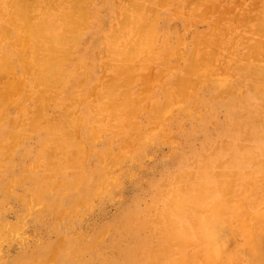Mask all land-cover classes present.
I'll return each instance as SVG.
<instances>
[{
    "label": "rangeland",
    "instance_id": "1",
    "mask_svg": "<svg viewBox=\"0 0 264 264\" xmlns=\"http://www.w3.org/2000/svg\"><path fill=\"white\" fill-rule=\"evenodd\" d=\"M101 1L106 2V6L102 11L103 15L105 16V23L103 24V28H104L103 30L106 31L109 28V23H111V21H113L115 18H117V15H119L121 10H123L124 6L128 7V4H127V1H125V0H101ZM148 1H149V3L146 2L145 3L146 5H144V7L146 10H147V8L150 9V10H148L149 16L153 15V14H157V15L159 14V16L161 17V21H162L161 24H165L167 21H170L169 23H172L171 24L172 26L170 25L171 28H176V29L177 28L178 29L187 28L189 30V33L184 38L185 45L183 48L184 50L180 51V52H182L181 54L179 53V51L177 49L174 48V47H177L179 42L176 39H172V40H174V42L172 43L173 45H171V42H168L167 43L168 46L165 47L168 50L162 49L158 52L157 55H154L155 58L153 57L152 58L153 60L142 63V65H141V63H139V67L134 68L135 72L133 70L129 69V67H128V69L126 67L129 64H132V62L134 60H132L131 62H128V61L124 62V60H123V62L121 61L123 64L126 63V65L124 66L126 69L125 71L127 72L126 73L124 70L120 69V68H123L122 67L123 65H121L122 63L118 64L120 62L117 63L116 60H114V58H116V57L110 51L109 42H108L107 38L104 37V39L102 40L101 48L96 47L94 44V48H98L99 50L95 51V52L92 51V54L90 53V56L87 59L86 68L83 70L76 71L73 74L70 81L68 82V85L65 86L64 88L56 91V93H54L55 96L53 95V97H55V98L52 97V99H54L55 103L51 99L44 100L45 103H44V101H42L44 97L40 92L41 91V88H39L40 85L37 84V82H38L37 78L32 77L33 79L30 78V79L26 80V78H28L29 75H27L24 70L22 71V68H20L19 72H16V73L13 72L12 74H11V72H7V73L5 72L6 74L0 73V77L3 74L2 78H0V88H1L0 93L4 92V91L5 92L8 91V90H6V89H8L7 83L11 84V82H13V83L15 82V84H17V83L21 84L23 80H26L28 82L26 84V86H28V88L25 86L24 88L19 89L17 92L12 94V96H15V98L13 97V100L11 99L12 100L11 102L14 101L11 105V106H14V107H12L13 108L12 113L7 117H3V115L0 114V119H1V121H0V127H1L0 128V139H1L0 140V149L3 147L0 151L2 154L9 153V152L13 151V149H11L10 147L13 146L12 141H14V139H18V136L15 135V133L13 132L14 128H11V127H14V126L21 127L22 132L19 135L20 136L19 138L21 139L20 140L21 143H18V144L16 143L15 147L18 148V150L16 148L17 154H19L21 151L20 156L22 158L20 157V160L17 161L18 163L15 164V163H13L14 160H11L12 157H9L10 161H9V159H7L5 164H6V168L9 169L8 171H10L12 175L18 174V176H23V175L26 177L29 176L28 178L35 181V182H29L30 185L27 182L26 185L24 184L23 186H21L23 189L19 188V190H18V188H17L16 190L19 193L23 194L22 195L23 200H26L29 202H34L36 205L35 207H37L36 209L34 208V210H33L32 214H34V215L31 214L32 218H31V221L29 222L28 228H26L23 231V236H25V237L21 238L22 240L19 241L20 243L14 242L9 247L6 246L7 248L5 249V251L2 252V255L0 258L1 259L0 264H4V263L5 264H13V263L14 264H47V263L48 264H66V263L67 264H93V263L94 264H108L109 262H110L109 264H117V263L118 264H120V263L121 264H170V261L172 262L171 264H179V263L196 264V260H198L197 262H199V264H201V263L202 264H213V263L215 264L216 260H218L220 263L222 262L221 264H223V263H227V264H231V263L232 264H264L263 263L264 262V237H263L264 234L263 233H262L263 235H261V233L258 234V232H261V228H259L260 226L258 225V224H261V221L258 217L261 218L262 214H264V212L262 213V211H264L263 210L264 209V207H263L264 206V204H263L264 203V200H263L264 199V197H263L264 196V191H263L264 190V100H263L264 99V90H263L264 89V87H263L264 83L260 84V82H259L260 80L258 79L257 76H255L253 74V71L250 68V67L257 65V64L260 66L262 62H263L262 64H264V59H263L264 54L263 55L258 54L260 52L264 53V45H262L263 43L261 44L260 48H256L257 51L255 50L256 52H258L257 53L258 55L257 54H256L257 56L254 55V58H256V59L258 58L261 61H259L258 59H257L258 61H256V62L254 60L252 61V55H251L254 52L253 51L254 46L256 45L255 47H257L258 39L260 40L259 41L260 43L264 42L263 32H261V29H260L261 24H262L261 20L264 18V12H262L261 9H255L257 7H255L253 4H257V2L255 1V3H254L253 2L254 0H220V1L217 0L218 2H216V0H208V1L204 0L205 2H202V4L204 3V5H202L201 3L200 4L198 3L199 5H202V6H199L198 8H196V9H198V11L194 10V7H197L196 5H198L197 3L195 5V2H197V0H195V1L189 0L190 9L188 6H185V5H187L188 0H169V2H168V0H165L164 2L166 4H164L163 0H162V2H161V0H151V1L148 0ZM170 1H172L171 2L172 4L170 3ZM211 1H213V2H211ZM45 2H46L45 0H38V2H37L38 7L40 6V8H42L44 6ZM190 2H194V4H193L194 6L191 5ZM208 2H211V3L208 4ZM158 3H159V5H158ZM210 4L215 6L216 9H214L213 6L212 7H213V10L214 11L216 10V11L214 13L210 12L211 14L210 13L208 14L209 9H211L210 11H212V8H210V6H211ZM174 5H175V7H174ZM252 5L255 8H253ZM163 6H165V8ZM259 6L261 7V5H259ZM225 7L229 10L227 11V9ZM155 8L156 9L158 8V9L155 10ZM175 8H178V9H175ZM261 8L263 9V7H261ZM124 9H126V8H124ZM225 9H226V11L224 13ZM62 10L67 11L68 10L67 5H64ZM153 10H155V11H153ZM185 10H187V12H184ZM259 10L261 12H259ZM202 11H203V14H205V16H204L205 18H202L203 16H201V18L203 20H201V18H199L200 16L198 15V14H202L201 13ZM218 11H219V13H218ZM220 11H223L222 13L224 16L221 15L222 13L220 14ZM206 12L210 16H206ZM171 13H173V14H171ZM185 13H186V15H185ZM195 13H197V16ZM192 14L193 15L195 14V17L194 16L192 17L191 16ZM259 14L261 17L260 18H259V16L256 17ZM218 15L221 16L222 18H225V20L220 18ZM190 16H191V18H190ZM246 16H248V17L251 16V17H249V20H250V18H252V16H253V18L255 16L254 20H256L257 18L259 20L257 19V21H253V19H251L250 20L251 22H249V21H247L248 18ZM242 17H243V19L246 17L247 20H243ZM181 19H182V21H181ZM194 20H196V21H194ZM214 20H217L218 23L215 22ZM197 21H198V23H197ZM199 21H200V23H199ZM246 21H247V23L249 22L248 23L249 25L246 23ZM252 21H253V23H252ZM242 22H243V24L246 23L247 25L246 24L242 25L241 24ZM192 24H195V25H193V27H192ZM258 24H259V26H258ZM239 26H241V27H239ZM242 27H243V29H242ZM256 27L257 28L259 27V28L255 29ZM229 30H230V32H229ZM226 32L229 34H227ZM231 32H232V34H230ZM252 32H254V33H252ZM255 32H258V33L255 34ZM259 33L262 35L261 37H260ZM204 34L206 35V38L208 36L207 42H206V39H204L205 38ZM207 34H209V35H207ZM252 34L253 35L255 34V35L253 36ZM197 35H198V37H197ZM209 36H211V37H209ZM242 36L245 40L244 39L242 40ZM249 36L250 37L253 36V38L252 37L250 38ZM256 36H258V37L254 38ZM195 37H197V38H195ZM221 37L222 38L225 37V38L222 39ZM194 39H196L195 41L197 43L195 41H193ZM221 39L224 40V43L222 41V43L219 44ZM250 39H251V41L249 42ZM256 39H257V41H256ZM201 40L208 43L207 44L208 46L204 45L205 43ZM215 40H217L218 43ZM238 40H239V43L242 41L244 44L242 45L240 43L241 46L239 44L236 45L235 43H238L237 42ZM16 41H17V38H13V39L9 38V41H8L9 45L7 44L6 46L8 48L14 47L17 44ZM233 41H234V43H233ZM254 41L256 44L254 43ZM200 42L203 43V45L205 47H203V45ZM212 42L214 44L216 43V44L220 45L221 47L218 45L216 46V44L214 46ZM230 43H233V44H230ZM246 43H249L250 45L252 44L251 46L254 45L253 48L251 47V50H250V48H249L250 46L248 47L249 44H246ZM10 45H12V46L10 47ZM232 45L234 47H232ZM244 45H246V47H248V48L244 49ZM236 46H238L239 49H238V47L236 48ZM105 48H107V49H105ZM194 48H197L196 49L197 53H194V52H196V50L195 51L193 50ZM203 48H205L206 51H204ZM211 48H214L215 51H214V49L212 50ZM223 48L224 49L226 48V50H222ZM229 48H231L232 50ZM199 49H202V51L201 50L199 51ZM216 49H218V51H220V52L216 51ZM228 49H229V51L227 53ZM248 49H249V51H248ZM191 50L193 51V53L195 55L192 53ZM166 51H168V52H166ZM104 52H105V54H104ZM176 52L179 53V56L181 55L180 56L181 60L178 58L179 57L178 54L176 55ZM200 52L202 54H204L205 56L203 55L204 56L203 57ZM256 52H254V53H256ZM207 53L213 54L214 57L218 59V61H216L217 60L216 59L215 62L213 60V62H214L213 63V62H211L212 60L210 58L213 56L208 55V58L210 59L208 61L211 62L210 63L211 66H212V63L214 64V66H213L214 68L208 66L209 63L207 62V60H206L207 65L204 67L205 59H207V55H206ZM223 53H224V55H228L230 53V55H228L227 58H224ZM232 53H234V54L232 55ZM245 53H248L250 56L247 54L245 55ZM237 54H239V55H237ZM216 55H218V57ZM219 55H221V57H219ZM110 56H112V57H110ZM166 56H168L167 58H170V59H167ZM170 56H172V57H170ZM200 56H202V57H200ZM243 56H244V58H243ZM195 57L196 58L198 57L199 60H201V62H202V59L204 60L202 62L203 65H201V66H203V70L205 68L206 72L212 71V73L211 72L206 73L204 71L206 73V75L208 74V76L211 77V75L215 72L214 70H216L217 73L215 72L214 74L218 75V76L221 75L222 78H220V76L214 77L215 75H212L215 79H213V78L208 79V77L206 78V75L204 73V75H202V76H205L204 79L203 78L200 79L201 81L199 79H197L198 74H200V69L202 67L201 66L196 67V66H199L201 63H199L200 61L198 60V58L196 59ZM241 57L245 61H246V58L251 57L250 61H252V62H250L247 59L248 60L247 64H249V63H251V64H249L248 66H245L247 68L246 70H250V71L245 70L244 64H246V62L242 61L243 59ZM193 58H195L197 60L196 61L194 59V61H196L197 65L196 64L193 65V63H194V62H192ZM188 59H190L189 62H188ZM212 59H214V58H212ZM220 59H222V60L225 59V60L222 61ZM226 59H227V62H226ZM107 60H109V61H107ZM164 60H165V62L169 63V65H170L169 68L165 67V66H167V64H164ZM94 61H96V62H94ZM152 61H153V63H152ZM134 62L136 65L137 60H135ZM149 62H151L150 63L151 65L149 64ZM171 62L174 64H170ZM91 63H92V65H91ZM162 63H163V65H162ZM103 64H105V65H103ZM147 64H148V68H146ZM188 64H190L191 66ZM113 65H115V66H113ZM217 65H218V67H217ZM238 65H240V66H238ZM117 66L119 67L120 70L115 69V68H118ZM141 66L143 69L141 68ZM143 66H145V67H143ZM221 66H222V70H224V71L219 70L221 68ZM227 66H228V69H227ZM189 67L192 68L193 70L190 69ZM98 68L100 69L99 71H98ZM166 69H167L168 73H166L167 72ZM186 69H190V70L194 71V74L192 73V71L190 73V70H189V74L187 75L188 72H186L187 71ZM207 69H208V71H207ZM115 70H116V72H115ZM128 70H131V71L129 72ZM161 71L166 73V74L164 73V77H163L164 80L161 78L162 76L159 74ZM221 71L225 74L224 77H228V76H230V77L224 78L223 74H221L222 73ZM236 71H238V72H236ZM133 72H134V74H133ZM184 72H186V75ZM248 72H250V73H248ZM8 73H9V75H8ZM157 73H158V75H160V78L162 80L159 78V76H157V79H156ZM144 74H145V76H144ZM190 74H191V76H189ZM201 74H203V71H201ZM128 75L131 76V78H127V77H129ZM139 75H141V76L139 77ZM118 76H119V78H118ZM134 76H135V78H134L135 80L130 81L131 84L126 83V86H124L126 80H127V82H129V80H131L132 77H134ZM148 76H150V77H148ZM13 77H14L15 81H14ZM85 77L87 79H85ZM93 77H95V78H93ZM100 77H102V78H100ZM151 77L153 78V81L151 79V81H152L151 84L154 87H152V85L149 84L151 86L149 89L148 86L146 85L147 86L146 87L145 84H143V83H147L148 80L150 81V79H147V78H151ZM240 77H241V79H239ZM244 77H246V78L243 79ZM11 78H12V81H11ZM96 78H100V79H96ZM136 78H137L138 82L136 81ZM178 78L180 79V81ZM216 78H217L219 83L217 82ZM154 79H156V80L160 79V80L156 81ZM196 79L198 81H196ZM184 80L189 81L188 87H190V88H188V89H189V93L191 95H188L189 93L186 92V90L188 91V89L183 88L184 86L186 87V85L182 84V81H184ZM80 81H81V83H80ZM199 81H200V83L196 84V82H199ZM234 81H235V83H234ZM135 82H137V83H135ZM153 83H155L156 85ZM174 83H175V85H174ZM180 83L182 85H184L183 87H181L183 89H179ZM184 83H186V82H184ZM227 83H228V85H226ZM164 84H165V86H164ZM190 84L195 85L196 87L190 86ZM205 84H206V86H209L210 84L211 85L209 87H205ZM219 84H220V86H219ZM248 84L252 88H249L250 86H248ZM113 85H114V88L112 89L111 86H113ZM118 85H120V86L118 87ZM121 85H122V87L123 86L124 87L128 86V87L124 90V88H122ZM259 85H261L262 87H260ZM200 86H202V87L200 88ZM254 86H256V88H254ZM257 86H259V87H257ZM34 87H36V88H34ZM88 87H89V89H88ZM107 87H108V89H107ZM228 87H230V88L232 87L231 90ZM93 88H95V89H93ZM139 88H140V90H139ZM218 88H219V91H218ZM236 88L237 89L239 88L240 90L239 89L237 90ZM245 88H247V89H245ZM261 88H262V90H261ZM146 89H147L148 93L146 92L145 94L139 96V94H141L142 92L144 93V90H146ZM178 89L180 92L178 91ZM214 89H216V90H214ZM225 89L226 90L228 89L227 91L228 92L230 91V92L227 93V91ZM250 89L252 91H250ZM88 90H90L91 94L89 93ZM149 90H151V91L149 92ZM190 90H192L193 92L191 91L192 92L191 93ZM202 90L206 91V93L203 92ZM73 91H75V93ZM105 91H106V93L109 92L111 94V96H110L111 100H109L110 98L109 99L106 98L107 94H105ZM164 91L167 94L164 93ZM222 91H225V92L223 93ZM39 92H40V94H39ZM254 92H255V94H254ZM137 93H139V94H137ZM149 93H151V96ZM177 93H178V95L182 94V95H180L181 97L180 96L177 97L178 96ZM30 94H33V95L31 96ZM225 94H228V95H225ZM64 95L66 97H69L70 99L66 98ZM127 95L130 97L129 98L130 102L132 101L130 104L133 105L130 108H129V103H127L128 102L127 101V99H128ZM185 95H188V97L187 96L184 97ZM195 95H196V97H195ZM224 95H225V97H224ZM12 96H11V98H12ZM40 96L42 98H40ZM136 96L138 98H136ZM155 96L158 98H156ZM165 96H166V98H165ZM260 96H262V97H260ZM78 97H79V99H77ZM142 97L143 98L145 97V98L143 99ZM163 97H164V99H163ZM29 98H30V100H29ZM37 98L40 100L39 102H38ZM131 98H133V99H131ZM229 98H230V100H228ZM236 98L238 101L236 100ZM241 98H243V99L245 98V99L243 100ZM112 99L114 101H112ZM76 100L78 101V103L79 102L80 103L78 104L76 102ZM161 100L163 103L161 102ZM221 100L222 101L224 100V101L222 102ZM41 101L43 102V104L41 103ZM110 101H112L114 103H112ZM151 101L153 104L151 103ZM173 101H175V102H173ZM190 101H193V102H190ZM218 101H220L222 103H219ZM71 102L75 103V104H72ZM102 102H104V103L107 102L108 106L103 105ZM108 102L110 104H108ZM138 102H139V104H137ZM224 102L227 104H224ZM69 103H71V104H69ZM101 103H102V106H101ZM119 103H120V105H119ZM160 103H162V105ZM178 103H180L182 105H180ZM45 104H47V105L49 104V106L47 107V105H45ZM50 104H51V106H50ZM125 104H127V105H125ZM136 104L138 106L137 107L138 109L135 108ZM163 104H165V105H163ZM167 104H169L168 110L165 109L166 107H168V106H166ZM36 105L37 106L39 105L38 107H40V109H42L41 110L42 113L38 112L36 110V107H37ZM43 105H44V107H43ZM63 105L64 106L68 105V107L66 106V109H65V107ZM71 105H73L72 109L70 108ZM111 105H112V108H110ZM170 105H171V109L173 111L175 108L178 110H175L172 113V110L169 111ZM193 105H194V107H193ZM232 105H233V107H232ZM28 106H29V109H28ZM105 106H107L109 109L104 108ZM126 106H127V108H126ZM159 106H161V107H159ZM164 106H165V108H164ZM182 106H184L183 107L184 109H183V111H180ZM202 106H204V107H202ZM226 106H228V107H226ZM153 107L156 109H154ZM32 108L35 110H33ZM67 108H70V110L66 112ZM123 108L126 109V111L129 108V110L131 109V111L126 112L125 110H123ZM40 109H38V110H40ZM78 109H79V111H78ZM153 109L156 112L160 111L162 118L156 117V116H158V114L156 112H154ZM199 109H200V111H199ZM202 109H204V110H202ZM72 110H73V112H72ZM161 110H164V112H166V114H164ZM29 111L33 112V113L35 112L36 115H35V113L31 114ZM137 111L139 113H137ZM167 111H169L171 114L167 113ZM179 111L181 112V115H180ZM123 112L128 113V114H125ZM39 113H41L42 115H40ZM61 113H63V115ZM79 113H80V115H79ZM98 113H99V115H98ZM102 113H103L104 117H103ZM147 113L148 114L151 113V114L148 115ZM66 114L67 115L69 114V115L67 116ZM123 114H125V116ZM130 114L132 116H129V118H126V116H128ZM186 114H188V115H186ZM64 115H66V116H64ZM117 115H119L118 118L116 117ZM35 116H37V117H35ZM46 116H48V117H46ZM88 116H89V118H88ZM166 116H167V118H166ZM20 117H21V119H20ZM32 117H35V118H33L34 120H32ZM38 117L43 118V120L39 118V120L41 121L40 123H42V125L44 122H45L44 123L45 125H48V123H50V122H51V124L53 123V130L51 133H49V131L47 133L36 132V131L32 132L31 129L35 130L34 126L37 129V127H39L41 125L40 123H38L39 122L38 119H36ZM50 117L53 121L50 120V122H48ZM68 117H70V118H68ZM111 117L114 121L111 120ZM119 117H120V119H122L121 121H118ZM121 117H123V118H121ZM7 118H9V119H7ZM66 118L69 120V121L67 120L68 122L66 121ZM153 119H155V120H153ZM54 120H58L61 122L58 123L57 121H54ZM81 120H83V121L85 120V121L83 122ZM96 120H98V121H96ZM99 120H100V122L101 121L102 122L100 123ZM156 120H158V122H156ZM14 121H15V124H14ZM20 121H23V122L19 123ZM123 121H125L126 124ZM162 121H165V122H162ZM11 122H13V123H11ZM35 122H36V124H35ZM63 122L65 125L62 126L61 123H63ZM73 122H76L77 124L75 125V123L73 124ZM108 122H109V124H107ZM143 122H144V124H143ZM30 123H33V124H30ZM69 123L73 124V127H72V125H69ZM131 123H133V124L138 123V124H136V125L134 124L135 125L134 126ZM153 123H154V126H153ZM158 123H160L159 126H158ZM38 124H40V125H38ZM149 124L151 126H149ZM54 125H56V127H54ZM118 125H120V126H118ZM29 126H33V127L30 128ZM76 127H78V128H76ZM23 128H25V129H23ZM154 128H156V129H154ZM28 129H30L31 132L28 131ZM60 129H62V130H60ZM91 129H93V131H95V129H96L97 131L93 132ZM89 130H91V131H89ZM144 130L145 131L149 130V133L151 136L149 135V133L145 132ZM150 130L151 131L154 130V131L150 132ZM53 131H55V132L53 133ZM10 132L13 135H11ZM74 132H77V133L74 134ZM154 132H157L158 134L154 133ZM183 132H184V135H183ZM44 133H45V136H44ZM55 133H57L58 135H55ZM116 133H118V135ZM21 134H22V136H21ZM35 134H36V136H35ZM64 134H66L68 136H66ZM96 134H97V136H96ZM144 134H145V136H144ZM180 134H181V136H180ZM9 135H10V137H9ZM136 135L139 136L140 138L135 137ZM89 136L92 138H90ZM98 136H99V139H98ZM158 137H160V138L157 139ZM4 138H5V140H4ZM75 138L77 140H75ZM93 138H94V140H93ZM97 139L99 140V142H96ZM55 140H56V142H55ZM140 140H141V142H140ZM42 141H44V142H42ZM66 141H67L68 145H67ZM69 141H71V142H69ZM76 141H78V142H76ZM7 143H8V145H7ZM78 143H80V144H78ZM151 143H152V145H151ZM19 144H21V145L19 146ZM31 144L33 145V147ZM59 144H60V146H59ZM81 144L83 146H81ZM118 144H119V146H118ZM129 144L132 146H137V147H131ZM4 145L6 147H4ZM62 145H63V148L61 147ZM65 145L67 146V148ZM122 145H123V147H121ZM21 146L23 148H21ZM84 146H86L87 150H86V148L85 149L83 148ZM112 146L114 148H112ZM115 146H116V148H115ZM140 146H141V148H140ZM142 146H144V148ZM54 147H56V148H54ZM59 147H61L62 149ZM24 148H25V151H23ZM27 148L29 149L30 153L28 151H26ZM79 148L80 149L82 148L83 152L82 151L81 152H82V155H84V156L81 155ZM69 149H70V151H69ZM52 150L55 151L56 153L53 152ZM85 150L90 151L91 154L89 152H86ZM136 150H137V153H135ZM57 151H58V153H57ZM130 151H132V152H130ZM35 152L37 155L34 154ZM51 152H52V154H51ZM64 152L67 154V155L65 154L66 156L64 155ZM108 152L109 153L112 152L111 155H112L113 159L109 157L110 154ZM119 152L121 154H119V156H118ZM122 152H123V154H122ZM32 154H34V155H32ZM39 154H40V156H39ZM46 154H48V155H46ZM56 154L58 157L56 156ZM50 155H52L53 158ZM68 155H71V156L73 155V157L75 156L76 159H74L73 157L68 156ZM92 155H94V156H92ZM100 156L101 157L103 156L102 159L104 161L103 160L100 161L101 160ZM68 157H69V159H68ZM80 157H82V158H80ZM64 159H66L65 161L67 162V164H65V165H67V168L69 167L68 170H67V168H65V165L63 164V163H66L64 161ZM73 159L77 165L74 163ZM49 160L51 162L49 164L51 169L48 166ZM30 161H32V163ZM68 161H70V162H68ZM80 161H82V163H83V161H85V163L82 164ZM93 161H95V162H93ZM118 161H120L119 165L117 164ZM59 162H61V163H59ZM40 163L42 166L40 165ZM52 163L53 164L56 163V165L53 166ZM78 163H80V164H78ZM164 163H165V166H164ZM45 164L48 166V167L46 166L47 168L44 166ZM108 164H110V165H108ZM8 165L10 168L8 167ZM10 165L11 166L13 165V167H11ZM72 165H73V167H72ZM82 165H84V167ZM63 166H64V168H63ZM11 168L13 170H10ZM27 168H28V171L26 170ZM46 169H50V170L47 171ZM89 169H91V170H89ZM252 169H254V170H252ZM77 171L81 172V173L79 174ZM76 172L79 174V176L75 175ZM110 173H111V175H113V177H117V179H118L117 182L114 184L108 178L109 177L108 175H110ZM199 173L202 175V177H201V175L198 177ZM245 173H249V174H245ZM45 174H46V176H45ZM82 174L84 177L83 176L81 177ZM215 174H216V177H215ZM60 175H62V176H60ZM102 175H104V176H102ZM219 176H220V178H219ZM232 176H234V177H232ZM246 176H248V177H246ZM31 177H33V178H31ZM252 177H253V179H252ZM81 178H83L82 179L83 181L81 180ZM103 178L106 180H103ZM246 178H247V180H246ZM41 179L42 180L44 179V182L38 183V181H40ZM65 179H66V181H65ZM67 179H68V181H67ZM78 179H79V181H78ZM101 179H102V182H101ZM221 179H222V181H221ZM249 179H251V181ZM47 180H48V182H47ZM76 181L78 183L76 185H74V183H76ZM201 181L204 183L203 185L201 184L202 183ZM218 181H219V183L221 182L220 185L221 186L223 185L222 187L221 186L219 187ZM245 181H247V183ZM252 181H253V183H252ZM57 182H60V184H61V186H58V188L56 187L57 185H59ZM105 182H107V183H105ZM118 182H119V184H118ZM139 182H140V184H139ZM206 182H209V183H206ZM225 182H226V184H224ZM250 183H251V185H250ZM39 184L42 185L40 191H39V188H40ZM107 184H108V186H106ZM111 184L114 186H112ZM179 184H180V186H179ZM246 184H248V185H246ZM98 185H101V186H98ZM200 185L203 187H208V189L210 188L209 190L218 189V188H220V189L222 188V190H223V189H226L229 187L228 190L227 189L225 190L227 196H224V197L221 196L220 199H217L218 201L216 200L219 204L221 203L220 204L221 206H222V203L224 205V207L222 206L223 212L221 211L222 215L220 216V220H219V217H217V219H215L216 215L217 216L220 215L218 213L219 210L217 211L216 207H214V210L210 209L208 206L206 207V204L203 203V198H202V202L199 200V198L201 199V197H198V196H200V194H197V193L195 194V192L198 191L199 188H200V191L202 190L200 193H202L203 190L208 191L207 188L201 189ZM33 186H35V187L37 186L39 192H42V190H43V192H42L43 195L41 198L34 199L35 198L34 196H37V194L39 192L34 191L35 187H33ZM103 186H104L105 190H104ZM133 186L135 187V189ZM141 186H143V187H141ZM181 186L184 188H182ZM214 186H215V188H214ZM249 186L251 187V189H254V190L253 191L249 190L246 193L245 190L250 189ZM0 187H1L0 188V194H3V192H4L3 182L1 183V181H0ZM13 187H17V186L14 185ZM45 187H46V190H45ZM88 187H90V188H88ZM176 187H177V189H176ZM188 187L190 189L193 188L191 190V194H189V193L188 194L190 196L192 194L194 196V194H195V196L198 198V200L194 201V199H195L194 198L192 201L187 203L186 206L184 207V210H185L184 213L185 214H183L184 218H182L183 219L182 222L184 225H186V224L191 225V223L195 222L196 218H201L198 216H204L203 219H208L211 216L210 214H212V211L214 212L215 210H216L215 212L217 214L216 213H214V215L212 214L211 220L212 219H214V221L218 220L219 223H220V221H222V224L220 225V227L223 226L225 228L226 225L231 224L230 222L234 223V224L232 223L233 226H231V229H230V226H228V228L226 227L228 230L222 228L225 230V231L222 230V231H224V233H226V231H228L227 233H229V234L227 235L228 236L227 238L225 237L226 234H224L222 231H221L222 233L220 232L218 234V236L220 235L221 238H223L225 240L227 239V242H224L222 240L224 243L221 244L223 246L220 247V251L222 250L224 253H222V251L219 252V254L221 253V256L219 254H217L219 256H217V255L214 256L215 253L213 252L214 254L213 253L212 254L214 257H212V256H211L212 258L210 257V254H211L210 252H212V251L210 250L211 245H209V243L200 244L199 242H201V241H198L196 244L195 240H190V243L193 241L194 242L193 244L194 245L196 244L195 245L196 247L192 243H191L192 247H189L190 243L187 241H184V240H182L181 242L176 241V240L173 241L175 238L172 236L173 234L171 233V231L169 229L172 226L171 225L172 217H171V215H169L170 213L168 212V210H169L168 208H171V205L169 203L170 201H167V196L173 195L174 194L173 192H175L174 191L175 189L178 191L180 190V192L182 193L183 192L182 189H185ZM195 187H197V189ZM60 188H62V189H60ZM96 188H97V190H95ZM49 189H51V191ZM56 189L58 192L56 191ZM93 190H94V192H93ZM241 190H243V192L240 195L239 192H241ZM64 192H66V194H64ZM248 192H251V193H248ZM62 194H64V195H62ZM95 194H96V196H95ZM226 194L224 192L223 195H226ZM242 194H243V196H242ZM248 194H250L249 197H248ZM257 194H258V196H257ZM100 195H102V198ZM189 195L184 194V196H189ZM31 196L33 198H31ZM261 197H263V199ZM83 198H84V200H83ZM87 198H89V199H87ZM98 198H99V200H98ZM187 199H189V198H187ZM132 200H133V202H132ZM197 201L198 202L200 201L201 203L200 202L197 203ZM216 201H215V203H216ZM235 201H237V202L233 203ZM261 201L263 202L262 203L263 206L259 205L261 203ZM255 202L257 204H255ZM225 203L231 204L234 207V209H236L237 205H242L241 208H243V209L241 210L239 207H237V209L240 210L241 213H239L238 210H235V213H233V211H234L233 207H231V205H226ZM219 204H215V206H219ZM61 205L62 206L64 205V206L62 207ZM74 205H76L78 207L80 205V208L74 209V207H75ZM187 205H189V206H187ZM254 205H256V206H254ZM84 206H85V208H84ZM41 207L44 209H42ZM254 207H255V209H254ZM10 208H11L10 210H12V209L13 210L11 211V213L8 214L7 221L8 222H11V221L15 222L18 219V217H17L18 210H17V212H14L17 208L15 207V205L13 203H12V207H10ZM190 208H192V209H190ZM223 208H224V210H223ZM226 208H228V209L226 210ZM54 209H56V210H54ZM194 209H195V211H194ZM218 209H221V208L218 207ZM232 209H233V211H232ZM247 209L249 210V212L251 211V213L252 212L253 213L252 214L251 213L249 214V212L247 213V211H248ZM259 209L260 210L262 209L261 210L262 214L260 212H258ZM61 210H63V211H61ZM75 210H76V212H75ZM109 210H111V211H109ZM191 210H193V214L191 213L192 212ZM197 210L199 211V213L201 212V210L204 211V213L201 212L200 214L199 213L197 214ZM228 210L230 211V213H228L229 212ZM114 211H115V214H114ZM207 211L209 212V214H207ZM243 211H245V213ZM72 212H73V214H72ZM236 212H237V214H236ZM254 212H256V213H254ZM224 213H227V215ZM258 213H260L261 215H259ZM94 214H95V216H94ZM120 214L122 215V217ZM205 214L208 215L209 217L207 216V218H206ZM234 214H236V215L233 216ZM54 215H55V217H54ZM191 215H194V216L192 217ZM242 215H244V216H242ZM245 215H247V216H245ZM50 216H53V217L50 218ZM58 216H59V219H56V218H58ZM253 216H258V217H256V219H255ZM224 217L225 218L229 217L228 218L229 222L227 221V223H226V221L224 220L225 219ZM246 217L250 222L246 219ZM250 217H253L252 219H255V221L256 220L260 221V223L259 222L255 223V221L250 219ZM92 218H93V220H92ZM114 219H116V220L114 221ZM121 219H123V220H121ZM108 220H110V221H108ZM261 220H264V218L263 219L261 218ZM188 221H189V223H188ZM69 222H71V223H69ZM98 222H100V223H98ZM123 222H124V225H123ZM223 222H225V223L223 224ZM39 223H41V224H39ZM215 223H216V221H215ZM228 223H230V224H228ZM248 224H250V226ZM255 224L257 225L256 227L254 226ZM81 226H83V227H81ZM261 226H262V224H261ZM108 227L111 230L108 229ZM166 227H168V228H166ZM249 227H250V229H249ZM253 227L256 229L255 231H254ZM257 227H258V229H257ZM71 228H72V230H71ZM263 228H262V231L264 230ZM244 229H245V231H244ZM251 229L253 231H251ZM42 230H44V231H42ZM231 231H232V233H230ZM66 232H67V234H66ZM106 233H107V236H106ZM254 233H256V234L254 235ZM100 234H101V236H100ZM98 235L100 236V238L98 237ZM90 236H92V237H90ZM169 236H172V237H169ZM171 238H173V239H171ZM24 239H25V242H24ZM51 239H52V242L51 243L48 242V241H51ZM81 240H82V242H81ZM97 240H98V242H97ZM251 240H252V242H251ZM66 241H68V242H66ZM178 242H179L178 246H180L183 242L187 243V245L189 244V246L185 247L184 245H186V244L183 243L184 244L183 248H182V246L178 247L176 245V243H178ZM40 243H41V245H40ZM20 244H22V245H20ZM38 245H39V247H38ZM81 246L83 248H81ZM92 247L95 249H93ZM193 247H194V249H193ZM228 248H231L232 250L228 249ZM102 249H104V250H102ZM125 249H128V250H125ZM198 250H200V251H198ZM230 250L231 251L234 250V252L237 251V254L235 255L232 252L233 254L230 253L228 255V252H231ZM34 251L36 253H34ZM112 251H113V253H111ZM195 251H197V253ZM238 251H241L239 253V255H238ZM96 252H97V254H96ZM129 252H131V253H129ZM165 252L167 253V255ZM194 252L196 253L195 256H194ZM198 252H199V255H197ZM32 254H34V257ZM231 254L234 255V257H235L234 259H231L232 257L230 259H228V257H230ZM245 255H247V256H245ZM76 256H78V257H76ZM86 256H88V257H86ZM38 257H40V258L38 259ZM54 257H56V258L53 259ZM83 257L84 258L86 257L85 261H83L84 260ZM185 257L187 259H185ZM206 257H210V258L206 259ZM217 257H218V259H216L214 261V259ZM220 257H221V259H219ZM50 258L52 260H54V262L53 261L50 262V260H51ZM2 259H3V261H2ZM56 259H58V260H56ZM70 260L73 262H71ZM117 260H118V262H117ZM178 260H180V261H178ZM35 261H38V262L35 263ZM66 261H68L69 263ZM124 261H125V263H124ZM184 261H186V262H184ZM63 262H65V263H63ZM126 262H128V263H126ZM177 262H179V263H177ZM220 263H218V264H220Z\"/></svg>",
    "mask_w": 264,
    "mask_h": 264
},
{
    "label": "bare ground",
    "instance_id": "2",
    "mask_svg": "<svg viewBox=\"0 0 264 264\" xmlns=\"http://www.w3.org/2000/svg\"><path fill=\"white\" fill-rule=\"evenodd\" d=\"M46 2H45V4H44V6L42 7V8H40V6L38 7V0H0V73H7V72H11V74L14 72V73H16V72H19L20 71V68H22V71L24 70L25 71V73L27 74V75H29V77L28 78H26V80H28V79H30V78H32V77H35V78H37V84L38 85H40V87L39 88H41V94L43 95V100L42 101H44V100H49V99H51V100H53L54 101V99H52V97H53V95H54V93H56V91H58V90H60V89H62V88H64L65 86H67L68 85V82L70 81V79L72 78V76H73V74L76 72V71H78V70H83V69H85L86 68V66H87V59H88V57L90 56V53L92 54V51L93 52H95V51H98L99 49L98 48H94V44H95V46L96 47H100L101 48V45H102V40L104 39V37L105 38H107V40H108V42H109V47H110V51L114 54V56L116 57V58H114V60H116V62L118 63V62H120V63H118V64H121L122 62H123V60H124V62H131L132 60H137V66L135 65V62L133 63L132 62V64H129L128 66H126L127 67V69H128V67H129V69H131V70H133L134 72H135V67H139V63H141V65H142V63H145V62H147V61H151V60H153L152 58L154 57L155 58V56L154 55H157L158 54V52L160 51V50H165L166 48L165 47H167L168 45H167V43L168 42H171V45H173L172 43L174 42V40H172V39H176L179 43H178V45H177V47H174L175 49H177L178 51H179V53L181 54L182 52H180V51H182V50H184L183 48H184V45H185V43H184V38H185V36L189 33V30L187 29V28H184V29H176V28H171L170 27V25L172 24V23H169L170 21H167L165 24H161V17L159 16V14L157 15V14H153V15H150L149 16V11L148 10H150V9H148L147 8V10L145 9V7H144V5H146L145 3L146 2H148L149 3V1L148 0H125V1H127V4H128V7H126V6H124V8H126V9H124L123 8V10H121V12L119 13V15H117V18H115L113 21H111V23H109V28L106 30V31H104L103 29V24L105 23V16L103 15V13H102V11H103V9L105 8V6H106V2H103V1H101V0H45ZM151 1V0H150ZM165 0H163V2H164ZM191 1V0H190ZM192 1H195V0H192ZM199 1V2H198ZM201 1V2H200ZM205 1H208V0H205ZM204 0H197V2H195V5H196V3L198 4H202V2H205ZM220 1V0H219ZM255 1L257 2V4H253L255 7H257V8H255L253 5V8H255V9H261V11L262 12H264V0H254L253 2L255 3ZM41 2V1H40ZM122 2V1H121ZM161 2H162V0H161ZM168 2H169V0H168ZM167 2V3H168ZM172 1H170V3H171ZM188 3H187V5H185V6H188L189 7V0L187 1ZM211 2H213V1H211ZM211 2H208V4L209 3H211ZM216 2H218L217 0H216ZM228 2V1H227ZM160 3V2H159ZM159 3H158V5H159ZM191 3V5H193L194 4V2H190ZM207 3V2H206ZM42 4V3H41ZM153 4V3H152ZM162 4V3H161ZM164 4H166L165 2H164ZM172 4V3H171ZM196 5L197 7H194V10L196 11H198V9H196V8H198L199 6H202V5H204V3L202 4V5ZM230 4V3H229ZM64 5H67V7H68V10L67 11H65V10H62V8H63V6ZM125 5V4H124ZM154 5V4H153ZM176 5V4H175ZM175 5H174V7H175ZM207 5V4H206ZM211 6H210V8H212V11H210L211 9H209V12H208V14L211 12V13H214L215 11L213 10V7H214V9H216L215 8V6H213L212 4H210ZM259 5H261V7H263V9L259 6ZM116 6V5H115ZM120 6V5H119ZM118 6V7H119ZM180 6V5H179ZM194 6V5H193ZM208 6V5H207ZM213 6V7H212ZM218 6V5H217ZM216 6V7H217ZM250 6V5H249ZM117 7V8H118ZM148 7V6H147ZM162 7V6H161ZM164 8H165V6H163ZM169 7V6H168ZM220 7V6H219ZM185 8V7H184ZM226 8V7H225ZM232 8V7H231ZM154 9V8H153ZM158 9V8H157ZM156 8H155V10H157ZM167 9V8H166ZM175 9H178V8H175ZM188 9V8H187ZM189 9H190V7H189ZM219 9V8H218ZM227 9V8H226ZM226 9L224 10V13H225V11H226ZM110 10V9H109ZM155 10H153V11H155ZM160 10V9H159ZM181 10V9H180ZM192 10V9H191ZM208 10V9H207ZM221 10V9H220ZM229 9H227V11H228ZM178 11V10H177ZM182 11V10H181ZM260 10H259V12H261ZM107 12V11H106ZM184 12H187V10H185ZM194 12V11H193ZM223 11H220V14L222 13ZM250 12V11H249ZM109 13V12H108ZM170 13V12H169ZM202 14H198L199 16V18H201V16H203L202 18H205L204 16H205V14H203V11L201 12ZM210 13V14H211ZM218 13H219V11H218ZM107 14V13H106ZM117 14V13H116ZM152 14V13H151ZM171 14H173V13H171ZM196 14V16H197V13H195ZM195 14L193 15H191L192 17L194 16L195 17ZM207 14V12H206V16H210V15H208ZM250 14V13H249ZM108 15V14H107ZM183 15V14H182ZM185 15H186V13H185ZM184 15V16H185ZM221 15H223V13L221 14ZM191 16H190V18H191ZM219 16V15H218ZM224 16V15H223ZM256 16V15H255ZM255 16H254V18H253V16H252V18H250V20L251 19H253V21H257V19L256 20H254L255 19ZM259 16V18L261 17L260 16V14L259 15H257L256 17H258ZM175 17V16H174ZM181 17V16H180ZM217 17V16H216ZM220 18H222L221 16H219ZM244 17V16H243ZM243 17H242V19H243ZM248 18V20H247V18ZM243 20H247V21H249V22H251L250 20H249V17H251V16H246ZM164 18V17H163ZM167 18V17H166ZM183 18V17H182ZM201 18V20H203ZM207 18V17H206ZM210 18V17H209ZM174 19V18H173ZM193 19V18H192ZM197 19V18H196ZM222 19H224L225 20V18H222ZM241 19V18H240ZM168 20V19H167ZM200 20V21H201ZM259 20V19H258ZM181 21H182V19H181ZM194 21H196V20H194ZM200 21H199V23H200ZM215 22H217V20H214ZM240 21V20H239ZM247 21H246V23H247ZM253 21H252V23H253ZM262 21V24H261V32H263V38H264V18L261 20ZM185 22V21H184ZM248 22V23H249ZM197 23H198V21H197ZM218 23V22H217ZM222 23V22H221ZM246 23H244V24H246ZM247 23V24H248ZM258 23V22H257ZM260 23V22H259ZM242 25H244L243 24V22L241 23ZM246 24V25H247ZM251 24V23H250ZM180 25V24H179ZM183 25V24H182ZM185 25V24H184ZM193 25H195V24H192V27H193ZM230 25V24H229ZM245 25V26H246ZM249 25V24H248ZM172 26V25H171ZM174 26V25H173ZM189 26V25H188ZM217 26V25H216ZM236 26V25H235ZM258 26H259V24H258ZM108 27V26H107ZM218 27V26H217ZM229 27V26H228ZM238 27V26H237ZM239 27H241V26H239ZM168 28V29H167ZM259 28V27H258ZM257 27L255 28V29H258ZM191 29V28H190ZM223 29V28H222ZM225 29V28H224ZM235 29V28H234ZM242 29H243V27H242ZM241 29V30H242ZM259 29V30H260ZM182 30V31H181ZM216 30V29H215ZM193 31V30H192ZM213 31V30H212ZM220 31V30H219ZM227 31V30H226ZM237 31V30H236ZM254 31V30H253ZM257 31V30H256ZM221 32V31H220ZM229 32H230V30H229ZM235 32V31H234ZM244 32V31H243ZM250 32V31H249ZM260 32V31H259ZM193 33V32H192ZM204 33V32H203ZM214 33V32H213ZM227 33V32H226ZM251 33V32H250ZM252 33H254V32H252ZM256 33H258V32H255V34ZM197 34V33H196ZM212 34V33H211ZM221 34V33H220ZM227 34H229V33H227ZM230 34H232V32L230 33ZM240 34V33H239ZM244 34V33H243ZM254 34V35H255ZM260 34V33H259ZM258 34V35H259ZM200 35V34H199ZM205 35V34H204ZM207 35H209V34H207ZM247 35V34H246ZM253 35V34H252ZM253 35V36H254ZM219 36V35H218ZM227 36V35H226ZM225 36V37H226ZM253 36H251L252 38H253ZM262 35L260 34V37H261ZM197 37H198V35H197ZM197 37H195V38H197ZM201 37V36H200ZM204 37V36H203ZM209 37H211V36H209ZM225 37H223V38H225ZM250 37V36H249ZM248 37V38H249ZM250 37V38H251ZM258 36H256V37H254V38H257ZM9 38H17V41H16V46H14V47H11L12 45H10V47L11 48H8L6 45L8 44V41H9ZM194 38V37H193ZM218 38V37H217ZM216 38V39H217ZM222 38V37H221ZM222 38V39H223ZM201 39V38H200ZM199 39V40H200ZM204 39H206V42H207V39H208V36H207V38H206V35H205V38ZM220 39V38H219ZM221 39V41L219 42V44L220 43H222V41H223V43H224V40H222ZM244 38H243V36H242V40H243ZM196 39H194L193 41H195ZM211 40V39H210ZM245 40V39H244ZM248 40V39H247ZM254 40V39H253ZM262 40V39H261ZM192 41V42H193ZM201 41H203V40H201ZM216 42H217V40H215ZM219 41V40H218ZM251 41V39L249 40V42ZM256 41H257V39H256ZM260 40L258 39V41H257V47H255L254 45V48H253V46H251L249 43H246V44H249L248 45V47L250 48V50H251V47L254 49H252L254 52H256L257 50H256V48H260V46H261V44L262 45H264V42H259ZM263 41V40H262ZM187 42V41H186ZM196 42V41H195ZM194 42V43H195ZM204 42V41H203ZM206 42H204L205 44L204 45H206V46H208L207 44L208 43H206ZM228 42V41H227ZM232 42V41H231ZM238 43H235L236 45L237 44H239L240 45V43L243 45L244 43L241 41L240 43H239V40L237 41ZM188 43V42H187ZM197 43V42H196ZM201 43V42H200ZM213 43V42H212ZM218 43V42H217ZM233 43H234V41H233ZM233 43H230V44H233ZM254 43H255V41H254ZM199 44V43H198ZM202 45H203V43H201ZM210 44V43H209ZM216 44V43H215ZM215 44L213 43V45L215 46ZM256 44V43H255ZM260 44V45H259ZM9 45V44H8ZM105 45V44H104ZM190 45V44H189ZM194 45V44H193ZM197 45V44H196ZM203 45V47H205ZM218 44H216V46H217ZM223 45V44H222ZM218 46H220V45H218ZM241 46V45H240ZM197 47V46H196ZM199 47V46H198ZM221 47V46H220ZM232 47H234L233 45H232ZM238 46H236V48H237ZM248 47H246V45H244V49L245 48H248ZM171 48V47H170ZM105 49H107V48H105ZM197 48H194L193 50L195 51ZM212 50L214 49V48H211ZM229 49H231V48H229ZM229 49L227 50V53H228V51H229ZM238 49H239V47H238ZM166 50H168V49H166ZM170 50V49H169ZM172 50V49H171ZM202 51V49H199V51ZM203 50L204 51H206L205 50V48H203ZM222 50H226V48L224 49H222ZM232 50V49H231ZM256 50V51H255ZM109 51V50H108ZM192 51V50H191ZM214 51H215V49H214ZM216 51H218V49H216ZM240 51V50H239ZM246 51V50H245ZM248 51H249V49H248ZM247 51V52H248ZM166 52H168V51H166ZM172 52V51H171ZM184 52V51H183ZM218 52H220V51H218ZM251 52V51H250ZM249 52V53H250ZM253 52V54H251L252 55V61L254 60L255 62L256 61H261L260 59H256V58H254V55H256L258 52H256V53H254ZM179 53L178 52H176V55L178 54V56H179ZM191 53V52H190ZM192 53H193V51H192ZM194 53H197V50H196V52H194ZM193 53V54H194ZM201 53V52H200ZM211 53V52H210ZM222 53V52H221ZM220 53V54H221ZM238 53V52H237ZM252 53V52H251ZM104 54H105V52H104ZM162 54V53H161ZM165 54V53H164ZM167 54V53H166ZM172 54V53H171ZM202 54V53H201ZM234 53H232V55H233ZM249 55L248 53H245V55ZM258 54H261V55H263L264 53H262V52H260V53H258ZM257 54V55H258ZM99 55V54H98ZM110 55V54H109ZM174 55V54H173ZM189 55V54H188ZM195 55V54H194ZM204 54H202V56H203ZM207 55V59H205V64H204V67L207 65V63H206V60H207V62L209 63V67H213L214 66V62H215V60L217 59V58H215L214 57V55L213 54H206ZM208 55H210V56H213V57H210L211 58V62H213V60H214V62L212 63V66H211V62H209L208 60H210L209 58H208ZM223 55H224V53H223ZM222 55V56H223ZM228 55H230V53L228 54ZM228 55H224V58H227V56ZM237 55H239V54H237ZM256 55V56H257ZM95 56V55H94ZM93 56V57H94ZM107 56V55H106ZM181 56V55H180ZM180 56L178 57L179 59H180ZM191 56V55H190ZM189 56V57H190ZM202 56H200V57H202ZM205 56V55H204ZM203 56V57H204ZM217 57H218V55H216ZM236 56V55H235ZM250 56V55H249ZM110 57H112V56H110ZM164 57V56H163ZM168 56H166V58H167ZM170 57H172V56H170ZM183 57V56H182ZM181 57V58H182ZM219 57H221V55H219ZM234 57V56H233ZM263 57V56H262ZM91 58V57H90ZM89 58V59H90ZM103 58V57H102ZM160 58V57H159ZM187 58V57H186ZM185 58V59H186ZM196 58V57H195ZM193 58V60H192V62H194L193 63V65H197V63H196V59L198 58ZM212 58H214V59H212ZM223 58V57H222ZM229 58V57H228ZM242 58V57H241ZM243 58H244V56H243ZM242 58V59H243ZM250 58L251 57H248V58H246V61L243 59L242 61H244V62H246V64H244V67L245 66H248L249 64H251V63H249V64H247L248 63V60L250 61ZM254 58V59H253ZM95 59V58H94ZM98 59V58H97ZM162 59V58H161ZM167 59H170V58H167ZM173 59V58H172ZM194 59L196 60V61H194ZM239 59V58H238ZM248 59V60H247ZM262 59V58H261ZM264 59V58H263ZM102 60V59H101ZM110 60V59H109ZM109 60H107V61H109ZM126 60V61H125ZM177 60V59H176ZM181 60V59H180ZM189 60L190 59H188V62H189ZM198 60H199V58H198ZM220 60H222V59H220ZM223 60H225V59H223ZM222 60V61H223ZM229 60V59H228ZM241 60V59H240ZM73 61V62H72ZM98 61V60H97ZM103 61V60H102ZM122 61V62H121ZM170 61V60H169ZM179 61V60H178ZM200 62L199 63H201L199 66H196V67H200L201 65H203V59H202V62H201V60H199ZM216 61H218V59L216 60ZM252 61H250V62H252ZM90 62V61H89ZM94 62H96V61H94ZM163 62V61H162ZM225 62V61H224ZM226 62H227V59H226ZM151 62H149V64H150ZM152 63H153V61H152ZM241 63V62H240ZM243 63V62H242ZM263 63V62H262ZM261 63V65L259 66L258 64L257 65H254V66H252V67H250L251 69H252V71H253V74L255 75V76H257L258 77V79L260 80L259 82H260V84H262V83H264V64H262ZM164 64H167V66H165V67H168L169 68V63L168 62H165V60H164ZM170 64H174V63H170ZM176 64V63H175ZM179 64V63H178ZM187 64V63H186ZM225 64V63H224ZM239 64V63H238ZM90 65V64H89ZM91 65H92V63H91ZM95 65V64H94ZM103 65H105V64H103ZM121 65H123L122 67L123 68H120V69H122V70H126L125 69V65H126V63H122ZM146 65V64H145ZM151 65V64H150ZM149 65V66H150ZM162 65H163V63H162ZM188 65H190V64H188ZM187 65V66H188ZM222 65V64H221ZM113 66H115V65H113ZM180 66V65H179ZM186 66V67H187ZM191 66V65H190ZM220 66V65H219ZM238 66H240V65H238ZM103 67V66H102ZM106 67V66H105ZM118 67V66H117ZM143 67H145V66H143ZM155 67V66H154ZM185 67V68H186ZM202 68L200 69V74H198V77H197V79H204L205 78V76H202V75H204V73L206 72L205 70V68H204V70H203V66H201ZM217 67H218V65H217ZM93 68V67H92ZM104 68V67H103ZM110 68V67H109ZM112 68V67H111ZM141 68H142V66H141ZM146 68H148V64H147V66H146ZM182 68V67H181ZM190 68V67H189ZM214 68V67H213ZM225 68V67H224ZM223 68V69H224ZM231 68V67H230ZM229 68V69H230ZM114 69V68H113ZM115 69H119V67L118 68H115ZM119 69V70H120ZM143 69V68H142ZM145 69V68H144ZM161 69V68H160ZM165 69V68H164ZM190 69H192V68H190ZM190 69H186L187 71L186 72H188L187 73V75L189 74V70ZM212 69V68H211ZM218 69V68H217ZM227 69H228V66H227ZM234 69V68H233ZM247 68L245 67V70H246ZM100 69L98 68V71H99ZM131 70H128L129 72L131 71ZM141 70V69H140ZM139 70V71H140ZM185 70V69H184ZM193 70V69H192ZM192 70H190V73H191V71ZM219 70H222V66H221V68L219 69ZM137 71V70H136ZM166 71H167V69H166ZM170 71V70H169ZM201 71H203V74H201ZM205 71V72H204ZM207 71H208V69H207ZM216 73H217V71L216 70H214ZM213 71V72H214ZM222 71H224V70H222ZM221 71V72H222ZM246 71H250V70H246ZM83 72V71H82ZM115 72H116V70H115ZM123 72V71H122ZM126 72V71H125ZM134 72H133V74H134ZM163 71H161L159 74L162 76L161 78L163 79V77H164V73L165 72H163ZM186 72H184L185 73V75H186ZM212 73V71H208V72H206V73ZM214 72V73H215ZM219 72V71H218ZM236 72H238V71H236ZM5 73V74H6ZM127 73V72H126ZM125 73V74H126ZM163 75H162V74ZM166 73H168V71L166 72ZM165 73V74H166ZM192 73L194 74V71H192ZM206 73H205V75H206ZM212 74V75H215V74ZM234 73V72H233ZM246 73V72H245ZM248 73H250V72H248ZM2 74V75H3ZM23 74V73H22ZM86 74V73H85ZM91 74V73H90ZM136 74V73H135ZM140 74V73H139ZM192 74V75H193ZM221 74H223V77H224V73L222 72ZM230 74V73H229ZM228 74V75H229ZM242 74V73H241ZM2 75H1V77L0 78H2ZM8 75H9V73H8ZM7 75V76H8ZM25 75V74H24ZM80 75V74H79ZM82 75V74H81ZM95 75V74H94ZM132 75V74H131ZM138 75V74H137ZM150 75V74H149ZM160 75H158V73H157V75H156V79H157V76H159V78H160ZM168 75V74H167ZM211 75V77H209L208 76V74L206 75V78L208 77V79H210V78H213V79H215L214 77H219L220 76V78H222L221 77V75H215L214 77ZM234 75V74H233ZM6 76V77H7ZM13 76V75H12ZM11 76V77H12ZM129 76V75H128ZM141 75H139V77H140ZM144 76H145V74H144ZM189 76H191V74L189 75ZM201 76V77H200ZM244 76V75H243ZM242 76V77H243ZM247 76V75H246ZM10 77V76H9ZM96 77V76H95ZM95 77H93V78H95ZM99 77V76H98ZM137 77V76H136ZM148 77H150V76H148ZM183 77V76H182ZM228 77H230V76H228ZM228 77H224V78H228ZM233 77V76H232ZM239 77V76H238ZM254 77V76H253ZM34 78V79H35ZM100 78H102V77H100ZM100 78H96V79H100ZM115 78V77H114ZM118 78H119V76H118ZM127 78H131V76H129V77H127ZM135 76L134 77H132V79L131 80H129V82H127V80H126V82H125V84H124V86H126V83L128 84V83H130V81H134L135 79ZM145 78V77H144ZM160 78V79H161ZM234 78V77H233ZM246 77H244L243 79H245ZM252 78V77H251ZM256 78V77H255ZM13 79H14V77H13ZM19 79V78H18ZM21 79V78H20ZM33 79V78H32ZM85 79H87L86 77H85ZM126 79V78H125ZM147 79H150V81L148 80V82L147 83H143V84H145V86L147 85L148 86V88L150 89V85L149 84H151V82L153 81V78L151 77V78H147ZM151 79H152V81H151ZM156 79H154V80H156ZM160 79H158V80H160ZM161 79V80H162ZM179 79V78H178ZM196 79V81H198ZM207 79V80H208ZM239 79H241V77L239 78ZM242 79V80H243ZM2 80V79H1ZM26 80H23L22 81V83L21 84H15V82L13 83V82H11V84L10 83H7V86H8V89H6V90H8V91H4V92H1L0 93V114H2L3 115V117H7V116H9L11 113H12V110H13V108L12 107H14V106H11L12 105V103L14 102H11L12 100H13V97L15 98V96H12V94H14L15 92H17L19 89H22V88H24L25 86H26V84L28 83ZM73 80V79H72ZM146 80V79H145ZM158 80H156V81H158ZM164 80V79H163ZM212 80V79H211ZM216 80H217V78H216ZM226 80V79H225ZM249 80V79H248ZM11 81H12V78H11ZM14 81H15V79H14ZM21 81V80H20ZM83 81V80H82ZM87 81V80H86ZM95 81V80H94ZM136 81H137V78H136ZM147 81V80H146ZM179 81H180V79H179ZM201 81V80H200ZM200 81L199 82H196V84L197 83H200ZM209 81V80H208ZM240 81V80H239ZM10 82V81H9ZM85 82V81H84ZM96 82V81H95ZM138 82V81H137ZM137 82H135V83H137ZM144 82V81H143ZM165 82V81H164ZM167 82V81H166ZM184 82H186V83H184ZM189 81H182V84H184V85H186V87L184 86V85H182L181 83L179 84V89H183V88H186V89H188V88H190V87H188V83ZM214 82V81H213ZM217 82H218V80H217ZM225 82V81H224ZM244 82V81H243ZM6 83V82H5ZM80 83H81V81H80ZM86 83V82H85ZM156 83V82H155ZM155 83H153V84H155ZM163 83V82H162ZM169 83V82H168ZM203 83V82H202ZM211 83V82H210ZM216 83V82H215ZM219 83V82H218ZM221 83V82H220ZM233 83V82H232ZM234 83H235V81H234ZM240 83V82H239ZM249 83V82H248ZM36 84V83H35ZM73 84V83H72ZM84 84V83H83ZM131 84V83H130ZM160 84V83H159ZM214 84V83H213ZM222 84V83H221ZM225 84V83H224ZM5 85V84H4ZM135 85V84H134ZM152 85V84H151ZM156 85V84H155ZM174 85H175V83H174ZM178 85V84H177ZM211 85V84H210ZM209 85V86H210ZM226 85H228V83L226 84ZM231 85V84H230ZM238 85V84H237ZM256 85V84H255ZM76 86V85H75ZM79 86V85H78ZM110 86V85H109ZM116 86V85H115ZM120 85H118V87H119ZM122 87V85H121V87L122 88H124V90L128 87ZM146 86V87H147ZM164 86H165V84H164ZM184 86V87H183ZM190 86H195V85H191L190 84ZM209 86H206V84H205V87H209ZM219 86H220V84H219ZM248 86H250L249 84H248ZM260 87H262L261 85H259ZM259 86H257V87H259ZM6 87V86H5ZM10 87V88H9ZM27 88H28V86H26ZM94 87V86H93ZM112 87V89L114 88V85L113 86H111ZM117 87V86H116ZM152 87H154L153 85H152ZM178 87V86H177ZM181 87H183V88H181ZM196 87V86H195ZM202 86H200V88H201ZM227 87V86H226ZM233 87V86H232ZM231 87V88H232ZM264 87V86H263ZM7 88V87H6ZM26 88V89H27ZM34 88H36V87H34ZM33 88V89H34ZM80 88V87H79ZM161 88V87H160ZM166 88V87H165ZM221 88V87H220ZM224 88V87H223ZM230 90H231V88L230 87H228ZM240 88V87H239ZM238 88V89H239ZM249 88H252L251 86L249 87ZM254 88H256V86H254ZM1 89V88H0ZM69 89V88H68ZM88 89H89V87H88ZM93 89H95V88H93ZM107 89H108V87H107ZM179 89H178V91H179ZM203 89V88H202ZM205 89V88H204ZM213 89V88H212ZM237 89V88H236ZM237 89V90H238ZM243 89V88H242ZM245 89H247V88H245ZM260 89V88H259ZM77 90V89H76ZM106 90V89H105ZM130 90V89H129ZM139 90H140V88H139ZM152 90V89H151ZM151 90H149V92L151 91ZM155 90V89H154ZM158 90V89H157ZM162 90V89H161ZM208 90V89H207ZM214 90H216V89H214ZM226 90V89H225ZM228 90V89H227ZM226 90V91H227ZM235 90V89H234ZM236 90V91H237ZM240 90V89H239ZM249 90V89H248ZM261 90H262V88H261ZM264 90V89H263ZM89 91V93H90V90H88ZM87 91V92H88ZM94 91V90H93ZM109 91V90H108ZM107 91V92H108ZM114 91V90H113ZM182 91V90H181ZM185 91V90H184ZM192 90H190V92H191ZM203 91V90H202ZM218 91H219V88H218ZM250 91H252L251 89H250ZM21 92V91H20ZM40 92H39V94H40ZM71 92V91H70ZM74 93H75V91H73ZM84 92V91H83ZM147 92V89L146 90H144V93L142 92L141 94H139V93H137V94H139V96H141V95H143V94H145ZM162 92V91H161ZM170 92V91H169ZM180 92V91H179ZM186 92H188L189 93V89H188V91L186 90ZM185 92V93H186ZM193 92V91H192ZM191 92V93H192ZM195 92V91H194ZM203 92H205L206 93V91H203ZM208 92V91H207ZM223 93L225 92V91H222ZM230 92V91H229ZM228 91H227V93H229ZM241 92V91H240ZM239 92V93H240ZM243 92V91H242ZM248 92V91H247ZM28 93V92H27ZM59 93V92H58ZM79 93V92H78ZM114 93V92H113ZM127 93V92H126ZM148 93V92H147ZM164 93H166L165 91H164ZM209 93V92H208ZM233 93V92H232ZM251 93V92H250ZM18 94V93H17ZM36 94V93H35ZM34 94V95H35ZM91 94V93H90ZM93 94V93H92ZM105 94H107L106 95V98L107 99H109V100H111V94L108 92V93H106V91H105ZM125 94V93H124ZM128 94V93H127ZM150 94V96H151V93H149ZM148 94V95H149ZM159 94V93H158ZM167 94V93H166ZM165 94V95H166ZM202 94V93H201ZM242 94V93H241ZM254 94H255V92H254ZM31 96L33 95V94H30ZM60 95V94H59ZM77 95V94H76ZM87 95V94H86ZM129 95V94H128ZM127 95V97H128V99H127V103H129V108L130 107H132L133 105H131L130 103L132 102H130V95L128 96ZM147 95V96H148ZM177 95H178V93H177ZM180 95H182V94H179L177 97H179ZM184 95V94H183ZM188 95H191L190 93L188 94ZM188 95H185L184 97H188ZM225 95H228V94H225ZM225 95H224V97H225ZM233 95V94H232ZM238 95V94H237ZM243 95V94H242ZM261 95V94H260ZM11 96H12V98H11ZM55 96V95H54ZM62 96V95H61ZM65 96V95H64ZM94 96V95H93ZM135 96V95H134ZM138 96V95H137ZM136 96V98H138ZM163 96V95H162ZM175 96V95H174ZM194 96V95H193ZM207 96V95H206ZM212 96V95H211ZM236 96V95H235ZM240 96V95H239ZM259 96V95H258ZM257 96V97H258ZM38 97V96H37ZM66 97V96H65ZM80 97V96H79ZM79 97L77 98V99H79ZM89 97V96H88ZM87 97V98H88ZM104 97V96H103ZM102 97V98H103ZM126 97V96H125ZM156 97V96H155ZM172 97V96H171ZM181 97V96H180ZM195 97H196V95H195ZM201 97V96H200ZM208 97V96H207ZM260 97H262V96H260ZM25 98V97H24ZM32 98V97H31ZM39 98V97H38ZM37 98V99H38ZM40 98H42L41 96H40ZM53 98H55V97H53ZM66 98H69V97H66ZM105 98V97H104ZM140 98V97H139ZM143 98V97H142ZM145 98V97H144ZM143 98V99H144ZM154 98V97H153ZM152 98V99H153ZM156 98H158V97H156ZM165 98H166V96H165ZM173 98V97H172ZM183 98V97H182ZM181 98V99H182ZM202 98V97H201ZM204 98V97H203ZM12 99V100H11ZM70 99V98H69ZM114 99V98H113ZM112 99V101H114ZM131 99H133V98H131ZM163 99H164V97H163ZM168 99V98H167ZM175 99V98H174ZM192 99V98H191ZM241 99H243V98H241ZM245 99V98H244ZM243 99V100H244ZM29 100H30V98H29ZM73 100V99H72ZM88 100V99H87ZM103 100V99H102ZM135 100V99H134ZM172 100V99H171ZM202 100V99H201ZM217 100V99H216ZM220 100V99H219ZM227 100V99H226ZM225 100V101H226ZM228 100H230V98L228 99ZM236 100H237V98H236ZM264 100V99H263ZM40 100L38 99V102H39ZM41 101V103L43 104V102ZM105 101V100H104ZM108 101V100H107ZM112 101H110V102H112ZM148 101V100H147ZM203 101V100H202ZM207 101V100H206ZM222 101V100H221ZM224 101V100H223ZM222 101V102H223ZM238 101V100H237ZM27 102V101H26ZM25 102V103H26ZM47 102V101H46ZM76 102L78 103V101L76 100ZM83 102V101H82ZM88 102V101H87ZM135 102V101H134ZM133 102V103H134ZM160 102V101H159ZM161 102H162V100H161ZM172 102V101H171ZM173 102H175V101H173ZM190 102H193V101H190ZM200 102V101H199ZM208 102V101H207ZM219 103H222V102H220V101H218ZM242 102V101H241ZM24 103V102H23ZM44 103H45V101H44ZM52 103V102H51ZM54 103H55V101H54ZM72 103V102H71ZM71 103H69V104H71ZM80 103V102H79ZM78 103V104H79ZM86 103V102H85ZM103 103V105H107V102L106 103H104V102H102ZM102 103H101V106H102ZM112 103H114V102H112ZM151 103H152V101H151ZM163 103V102H162ZM162 103H160L161 105H162ZM243 103V102H242ZM241 103V104H242ZM72 104H75V103H72ZM108 104H110L109 102H108ZM135 104V103H134ZM137 104H139V102L137 103ZM137 104H136V106H135V108H137L138 106H137ZM149 104V103H148ZM153 104V103H152ZM166 104V103H165ZM165 104H163V105H165ZM176 104V103H175ZM178 104H180V103H178ZM184 104V103H183ZM193 104V103H192ZM201 104V103H200ZM224 104H227V103H225L224 102ZM232 104V103H231ZM14 105V104H13ZM41 105V104H40ZM45 105H47V104H45ZM119 105H120V103H119ZM125 105H127V104H125ZM169 104H167L166 106H168ZM180 105H182V104H180ZM179 105V106H180ZM196 105V104H195ZM17 106V105H16ZM19 106V105H18ZM37 106V105H36ZM39 106V105H38ZM36 107V110L38 111V112H41V110L42 109H40V107ZM49 106V104L47 105V107ZM50 106H51V104H50ZM64 106V105H63ZM66 106L68 107V105H65L64 107H65V109H66ZM73 105H71V109L73 108L72 107ZM108 106V105H107ZM107 106H105L104 108H108ZM115 106V105H114ZM113 106V107H114ZM118 106V105H117ZM153 106V105H152ZM151 106V107H152ZM155 106V105H154ZM177 106V105H176ZM175 106V107H176ZM239 106V105H238ZM33 107V106H32ZM43 107H44V105H43ZM63 107V108H64ZM88 107V106H87ZM159 107H161V106H159ZM184 106H182V110L180 109V111H183V108ZM193 107H194V105H193ZM200 107V106H199ZM202 107H204V106H202ZM223 107V106H222ZM226 107H228V106H226ZM225 107V108H226ZM232 107H233V105H232ZM240 107V106H239ZM40 109V110H38V109ZM70 108H67V110H66V112L67 111H69L70 110ZM110 108H112V105H111V107ZM125 108V107H124ZM123 108V110H125L126 111V109H124ZM126 108H127V106H126ZM129 108H128V110L126 111V112H129V111H131V109L129 110ZM147 108V107H146ZM154 108V107H153ZM164 108H165V106H164ZM206 108V107H205ZM212 108V107H211ZM28 109H29V106H28ZM33 109V108H32ZM62 109V108H61ZM75 109V108H74ZM89 109V108H88ZM109 109V108H108ZM138 109V108H137ZM154 109H156V108H154ZM153 109V110H154ZM162 109V108H161ZM165 109H169V106L168 107H166ZM213 109V108H212ZM230 109V108H229ZM27 110V109H26ZM33 110H35V109H33ZM53 110V109H52ZM100 110V109H99ZM152 110V109H151ZM172 109H171V105H170V110L169 111H171ZM175 110H178V109H174V111ZM195 110V109H194ZM193 110V111H194ZM202 110H204V109H202ZM207 110V109H206ZM23 111V110H22ZM78 111H79V109H78ZM83 111V110H82ZM81 111V112H82ZM87 111V110H86ZM101 111V110H100ZM99 111V112H100ZM107 111V110H106ZM145 111V110H144ZM164 114H166V112H164V110H161ZM169 111H167V113H170ZM173 110H172V113L174 112ZM179 111V112H180ZM197 111V110H196ZM199 111H200V109H199ZM212 111V110H211ZM15 112V111H14ZM24 112V111H23ZM26 112V111H25ZM30 112V111H29ZM45 112V111H44ZM61 112V111H60ZM65 112V111H64ZM72 112H73V110H72ZM71 112V113H72ZM93 112V111H92ZM133 112V111H132ZM131 112V113H132ZM136 112V111H135ZM154 112H156L155 110H154ZM153 112V113H154ZM31 114L33 113V112H30ZM35 113V112H34ZM33 113V114H34ZM42 113V112H41ZM41 113H39L40 115H42ZM86 113V112H85ZM95 113V112H94ZM121 113V112H120ZM123 113H125V112H123ZM137 113H139L138 111H137ZM157 114H158V116H156V117H161V112L159 111V112H156ZM195 113V112H194ZM197 113V112H196ZM45 114V113H44ZM62 115H63V113H61ZM73 114V113H72ZM125 114H128V113H125ZM125 114H123L124 116H125ZM133 114V113H132ZM148 114V113H147ZM151 114V113H150ZM150 114H148V115H150ZM171 114V113H170ZM202 114V113H201ZM30 115V114H29ZM35 115H36V113H35ZM67 115V114H66ZM66 115H64V116H66ZM69 115V114H68ZM67 115V116H68ZM79 115H80V113H79ZM98 115H99V113H98ZM102 115H103V113H102ZM141 115V114H140ZM155 115V114H154ZM153 115V116H154ZM178 115V114H177ZM180 115H181V112H180ZM186 115H188V114H186ZM87 116V115H86ZM91 116V115H90ZM118 116L119 115H117L116 117L118 118ZM121 116V115H120ZM123 116V117H124ZM129 116H132L131 114L130 115H128V116H126V118H129ZM168 116V115H167ZM167 116H166V118H167ZM170 116V115H169ZM193 116V115H192ZM199 116V115H198ZM12 117V116H11ZM28 117V116H27ZM35 117H37V116H35ZM35 117H32V120H34L33 118H35ZM43 117V116H42ZM46 117H48V116H46ZM97 117V116H96ZM95 117V118H96ZM103 117H104V115H103ZM123 117H121V118H123ZM141 117V116H140ZM173 117V116H172ZM185 117V116H184ZM189 117V116H188ZM39 118L40 117H38V118H36V119H38V123H40L41 121L39 120ZM68 118H70V117H68ZM88 118H89V116H88ZM91 118V117H90ZM98 118V117H97ZM116 118V119H117ZM125 118V117H124ZM162 118V117H161ZM165 118V119H166ZM190 118V117H189ZM7 119H9V118H7ZM6 119V120H7ZM20 119H21V117H20ZM40 119H42L43 120V118H40ZM56 119V118H55ZM65 119V118H64ZM77 119V118H76ZM115 119V120H116ZM157 119V118H156ZM169 119V118H168ZM182 119V118H181ZM11 120V119H10ZM25 120V119H24ZM28 120V119H27ZM50 120H52L51 119V117H50V119H49V121L48 122H50ZM68 119L66 118V121H67ZM73 120V119H72ZM89 120V119H88ZM87 120V121H88ZM111 120H113L112 119V117H111ZM110 120V121H111ZM118 120V119H117ZM122 119H120V117H119V120L118 121H121ZM133 120V119H132ZM131 120V121H132ZM144 120V119H143ZM153 120H155V119H153ZM175 120V119H174ZM0 121H1V119H0ZM19 121V120H18ZM36 121V120H35ZM53 121V120H52ZM54 121H57L58 123H60L61 121H58V120H54ZM69 121V120H68ZM67 121V122H68ZM77 121V120H76ZM81 121H83V120H81ZM85 121V120H84ZM83 121V122H84ZM96 121H98V120H96ZM95 121V122H96ZM104 121V120H103ZM114 121V120H113ZM117 121V122H118ZM169 121V120H168ZM23 121H20L19 123H22ZM47 122V121H46ZM47 122V123H48ZM79 122V121H78ZM93 122V121H92ZM99 122H100V120H99ZM102 122V121H101ZM100 122V123H101ZM124 123H125V121H123ZM156 122H158V120H156ZM162 122H165V121H162ZM11 123H13V122H11ZM45 123V122H44ZM43 123V125H42V123H40V124H38V125H40L39 127H37V129H36V127L34 126V129L35 130H33V129H31L32 130V132H34V131H36V132H45V133H47L48 131H49V133H51L52 132V130H53V123L51 124V122L50 123H48V125H45ZM71 123V122H70ZM69 123V125H72V127H73V124L75 123V125L77 124L76 122H73V124H70ZM122 123V122H121ZM151 123V122H150ZM14 124H15V121H14ZM25 124V123H24ZM27 124V123H26ZM30 124H33V123H30ZM35 124H36V122H35ZM62 124V126L63 125H65L64 124V122L63 123H61ZM80 124V123H79ZM82 124V123H81ZM107 124H109V122L107 123ZM120 124V123H119ZM126 124V123H125ZM131 124H133V123H131ZM135 125L136 124H138V123H134ZM133 124V125H134ZM142 124V123H141ZM143 124H144V122H143ZM142 124V125H143ZM156 124V123H155ZM159 124L160 123H158V126H159ZM165 124V123H164ZM168 124V123H167ZM174 124V123H173ZM17 125V124H16ZM68 125V124H67ZM93 125V124H92ZM129 125V124H128ZM134 125V126H135ZM157 125V124H156ZM13 126V125H12ZM81 126V125H80ZM118 126H120V125H118ZM133 126V127H134ZM149 126H151L150 124H149ZM153 126H154V123H153ZM165 126V125H164ZM167 126V125H166ZM174 126V125H173ZM30 128H32L33 126H29ZM54 127H56V125H54ZM70 127V126H69ZM68 127V128H69ZM96 127V126H95ZM94 127V128H95ZM98 127V126H97ZM156 127V126H155ZM172 127V126H171ZM1 128V127H0ZM11 128H14V133H15V135H17L18 136V139H14V141H12L13 143H12V145L13 146H11L10 148L11 149H13V151L12 152H9V153H5V154H2L1 153V151H0V181H1V183L3 182V189H4V192H3V194H0V258H1V255H2V252L3 251H5V249L7 248L6 246H10L11 244H13L14 242L16 243V242H19L20 240H22L21 238L23 237H25V236H23V231L26 229V228H28V226H29V222L31 221V216L32 215H34V214H32L33 213V210H34V208L36 209L37 207H35L36 205H35V203L34 202H29V201H26V200H23L22 199V195L23 194H21V193H19L16 189L18 188V190H19V188L20 189H23L21 186H23L24 184L26 185L27 184V182L29 183V182H35L34 180H31L30 178H28V177H26V176H18V174L17 175H12L11 174V172L10 171H8L9 169L8 168H6V161H7V159H9V157H12L11 158V160H14L13 161V163H15V164H17L18 162L17 161H19L20 160V153H21V151H20V153L19 154H17L16 153V148L17 147H15V145H16V143L18 144V143H21L20 142V133L22 132V129H21V127H19V126H14V127H11ZM58 128V127H57ZM75 128V127H74ZM76 128H78V127H76ZM86 128V127H85ZM153 128V127H152ZM23 129H25V128H23ZM73 129V128H72ZM90 129V128H89ZM98 129V128H97ZM154 129H156V128H154ZM161 129V128H160ZM31 130L30 129H28V131H30L31 132ZM58 130V129H57ZM60 130H62V129H60ZM70 130V129H69ZM75 130V129H74ZM82 130V129H81ZM85 130V129H84ZM92 131H93V129H91ZM91 130H89V131H91ZM152 130V129H151ZM150 130V132H153V131H151ZM169 130V129H168ZM71 131V130H70ZM95 131H97L96 129H95ZM95 131H93V132H95ZM145 131V130H144ZM166 131V130H165ZM55 131H53V133H54ZM64 132V131H63ZM92 132V133H93ZM145 132H147V133H149V130L148 131H145ZM161 132V131H160ZM171 132V131H170ZM11 133V132H10ZM45 133H44V136H45ZM75 133H77V132H74V134ZM79 133V132H78ZM84 133V132H83ZM97 133V132H96ZM107 133V132H106ZM119 133V132H118ZM118 133H116L117 135H118ZM154 133H157V132H154ZM153 133V134H154ZM163 133V132H162ZM29 134V133H28ZM158 134V133H157ZM156 134V135H157ZM11 135H13L12 133H11ZM30 135V134H29ZM40 135V134H39ZM47 135V134H46ZM55 135H58L57 133H55ZM64 135H66V134H64ZM116 135V136H117ZM149 135H150V133H149ZM155 135V134H154ZM183 135H184V132H183ZM21 136H22V134H21ZM34 136V135H33ZM35 136H36V134H35ZM53 136V135H52ZM66 136H68V135H66ZM77 136V135H76ZM96 136H97V134H96ZM144 136H145V134H144ZM151 136V135H150ZM163 136V135H162ZM180 136H181V134H180ZM9 137H10V135H9ZM31 137V136H30ZM29 137V138H30ZM58 137V136H57ZM90 137V136H89ZM101 137V136H100ZM135 137H137V138H140L139 136H135ZM13 138V137H12ZM42 138V137H41ZM40 138V139H41ZM90 138H92V137H90ZM102 138V137H101ZM149 138V137H148ZM160 137H158L157 139H159ZM9 139V138H8ZM31 139V138H30ZM62 139V138H61ZM70 139V138H69ZM98 139H99V136H98ZM97 139V140H98ZM136 139V138H135ZM162 139V138H161ZM189 139V138H188ZM1 140V139H0ZM4 140H5V138H4ZM24 140V139H23ZM60 140V139H59ZM58 140V141H59ZM75 140H77L76 138H75ZM93 140H94V138H93ZM96 140V142H99V140L97 141ZM134 140V139H133ZM3 141V140H2ZM31 141V140H30ZM50 141V140H49ZM52 141V140H51ZM68 141V140H67ZM67 141H66V143H67ZM110 141V140H109ZM108 141V142H109ZM113 141V140H112ZM156 141V140H155ZM6 142V141H5ZM23 142V141H22ZM42 142H44V141H42ZM55 142H56V140H55ZM63 142V141H62ZM69 142H71V141H69ZM76 142H78V141H76ZM80 142V141H79ZM91 142V141H90ZM95 142V143H96ZM128 142V141H127ZM139 142V141H138ZM140 142H141V140H140ZM139 142V143H140ZM38 143V142H37ZM36 143V144H37ZM47 143V142H46ZM53 143V142H52ZM51 143V144H52ZM85 143V142H84ZM146 143V142H145ZM153 143V142H152ZM152 143H151V145H152ZM160 143V142H159ZM188 143V142H187ZM44 144V143H43ZM50 144V145H51ZM55 144V143H54ZM75 144V143H74ZM78 144H80V143H78ZM86 144V143H85ZM89 144V143H88ZM100 144V143H99ZM131 144V143H130ZM129 144V145H130ZM168 144V143H167ZM7 145H8V143H7ZM21 144H19V146H20ZM32 145V144H31ZM58 145V144H57ZM67 145H68V143H67ZM90 145V144H89ZM157 145V144H156ZM155 145V146H156ZM159 145V144H158ZM18 146V145H17ZM59 146H60V144H59ZM66 146V145H65ZM81 146H83L82 144H81ZM92 146V145H91ZM94 146V145H93ZM108 146V145H107ZM118 146H119V144H118ZM131 147H137V146H132V145H130ZM4 147H6L5 145H4ZM30 147V146H29ZM28 147V148H29ZM32 147H33V145H32ZM43 147V146H42ZM50 147V146H49ZM52 147V146H51ZM62 148H63V145L61 146ZM61 147H59V148H61ZM121 147H123V145L121 146ZM128 147V146H127ZM143 148H144V146H142ZM147 147V146H146ZM3 148V147H2ZM1 148V149H2ZM9 148V147H8ZM7 148V149H8ZM21 148H23L22 146H21ZM20 148V149H21ZM26 149V151H28L29 153H30V151H29V149ZM47 148V147H46ZM54 148H56V147H54ZM61 148V149H62ZM66 148H67V146H66ZM84 149L86 148V146H84L83 147ZM90 148V147H89ZM112 148H114L113 146H112ZM115 148H116V146H115ZM140 148H141V146H140ZM149 148V147H148ZM154 148V147H153ZM0 149V150H1ZM39 149V148H38ZM136 149V148H135ZM17 150H18V148H17ZM55 150V149H54ZM79 150H80V153H81V155H82V148L80 149L79 148ZM86 150H87V148H86ZM85 150V151H86ZM108 150V149H107ZM110 150V149H109ZM128 150V149H127ZM7 151V150H6ZM23 151H25V148H24V150ZM38 151V150H37ZM53 151V150H52ZM60 151V150H59ZM69 151H70V149H69ZM82 151V152H81ZM112 151V150H111ZM149 151V150H148ZM5 152V151H4ZM53 152H55V151H53ZM86 152H89L90 153V151H86ZM96 152V151H95ZM113 152V151H112ZM112 152H108L110 155H111V153ZM128 152V151H127ZM130 152H132V151H130ZM147 152V151H146ZM255 152V151H254ZM38 153V152H37ZM41 153V152H40ZM44 153V152H43ZM49 153V152H48ZM56 153V152H55ZM57 153H58V151H57ZM61 153V152H60ZM71 153V152H70ZM99 153V152H98ZM107 153V154H108ZM135 153H137V150H136V152ZM23 154V153H22ZM34 154H36V152L34 153ZM34 154H32V155H34ZM51 154H52V152H51ZM62 154V153H61ZM66 153L64 152V155H65ZM91 154V153H90ZM104 154V153H103ZM119 154H121L120 152L118 153V156H119ZM122 154H123V152H122ZM175 154V153H174ZM26 155V154H25ZM29 155V154H28ZM27 155V156H28ZM37 155V154H36ZM43 155V154H42ZM46 155H48V154H46ZM67 155V154H66ZM65 155V156H66ZM76 155V154H75ZM80 155V154H79ZM80 155V156H81ZM99 155V154H98ZM109 155V157L110 158H112V155L110 156ZM116 155V154H115ZM129 155V154H128ZM39 156H40V154H39ZM50 156H52V155H50ZM56 156H57V154H56ZM68 156H71V155H68ZM82 156H84V155H82ZM92 156H94V155H92ZM124 156V155H123ZM127 156V155H126ZM131 156V155H130ZM135 156V155H134ZM252 156V155H251ZM25 157V156H24ZM49 157V156H48ZM58 157V156H57ZM60 157V156H59ZM71 157H73V155L71 156ZM101 157V156H100ZM99 157V158H100ZM103 157V156H102ZM102 157H101V160L100 161H102L103 159H102ZM117 157V156H116ZM138 157V156H137ZM166 157V156H165ZM22 158V157H21ZM27 158V157H26ZM52 158H53V156H52ZM74 159H76L75 158V156L73 157ZM78 158V157H77ZM80 158H82V157H80ZM119 158V157H118ZM163 158V157H162ZM161 158V159H162ZM253 158V157H252ZM255 158V157H254ZM34 159V158H33ZM43 159V158H42ZM68 159H69V157H68ZM74 159H73V161H74ZM79 159V158H78ZM85 159V158H84ZM113 159V158H112ZM66 159H64V161H65ZM96 160V159H95ZM106 160V159H105ZM109 160V159H108ZM116 160V159H115ZM9 161H10V159H9ZM23 161V160H22ZM45 161V160H44ZM55 161V160H54ZM97 161V160H96ZM104 161V160H103ZM113 161V160H112ZM111 161V162H112ZM124 161V160H123ZM162 161V160H161ZM31 163H32V161H30ZM66 162V161H65ZM68 162H70V161H68ZM79 162V161H78ZM81 163H82V161H80ZM93 162H95V161H93ZM110 162V161H109ZM108 162V163H109ZM10 163V162H9ZM26 163V162H25ZM29 163V162H28ZM34 163V162H33ZM51 162H50V160H49V162H48V166H49V164H50ZM59 163H61V162H59ZM58 163V164H59ZM74 163L76 164V162L74 161ZM85 163V161H83V163L82 164H84ZM101 163V162H100ZM103 163V162H102ZM114 163V162H113ZM112 163V164H113ZM23 164V163H22ZM30 164V163H29ZM53 164V163H52ZM51 164V165H52ZM64 165L65 164H67V162L66 163H63ZM62 164V165H63ZM78 164H80V163H78ZM117 164L119 165L120 164V161H118L117 162ZM137 164V163H136ZM40 165H41V163H40ZM54 165H56V163L55 164H53V166ZM77 165V164H76ZM106 165V164H105ZM108 165H110V164H108ZM11 166V165H10ZM42 166V165H41ZM45 167L47 166L46 164L44 165ZM47 166V167H48ZM83 167H84V165H82ZM117 166V165H116ZM156 166V165H155ZM164 166H165V163H164ZM8 167H9V165H8ZM11 167H13V165L11 166ZM46 167V168H47ZM50 167V166H49ZM71 167V166H70ZM72 167H73V165H72ZM110 167V166H109ZM120 167V166H119ZM10 168V167H9ZM15 168V167H14ZM63 168H64V166H63ZM65 168H67V165H65ZM69 168V167H68ZM68 168H67V170H68ZM108 168V167H107ZM22 169V168H21ZM39 169V168H38ZM50 169H51V167H50ZM50 169H46L47 171L48 170H50ZM93 169V168H92ZM109 169V168H108ZM111 169V168H110ZM115 169V168H114ZM10 170H13L12 168L10 169ZM15 170V169H14ZM18 170V169H17ZM27 171H28V168L26 169ZM33 170V169H32ZM89 170H91V169H89ZM252 170H254V169H252ZM25 171V170H24ZM63 171V170H62ZM65 171V170H64ZM107 171V170H106ZM111 171V170H110ZM13 172V171H12ZM18 172V171H17ZM78 172V171H77ZM76 172V173H77ZM14 173V172H13ZM40 173V172H39ZM60 173V172H59ZM71 173V172H70ZM75 173V175L76 176H79V174L81 173V172H78L77 174ZM244 173V172H243ZM28 174V173H27ZM44 174V173H43ZM57 174V173H56ZM55 174V175H56ZM245 174H249V173H245ZM251 174V173H250ZM38 175V174H37ZM52 175V174H51ZM54 175V174H53ZM58 175V174H57ZM118 175V174H117ZM151 175V174H150ZM198 175V174H197ZM201 174L199 173V175H198V177L200 176ZM45 176H46V174H45ZM60 176H62V175H60ZM83 176V174L81 175V177ZM102 176H104V175H102ZM109 177V180L114 184V183H116L117 182V177H113V175H111V173H110V175H108ZM127 176V175H126ZM135 176V175H134ZM139 176V175H138ZM137 176V177H138ZM164 176V175H163ZM250 176V175H249ZM253 176V175H252ZM84 177V176H83ZM201 177H202V175H201ZM215 177H216V174H215ZM232 177H234V176H232ZM246 177H248V176H246ZM31 178H33V177H31ZM60 178V177H59ZM65 178V177H64ZM119 178V177H118ZM134 178V177H133ZM218 178V177H217ZM219 178H220V176H219ZM62 179V178H61ZM80 179V178H79ZM79 179H78V181H79ZM83 178H81V180H82ZM149 179V178H148ZM199 179V178H198ZM252 179H253V177H252ZM56 180V179H55ZM103 180H106V179H104L103 178ZM246 180H247V178H246ZM250 181H251V179H249ZM65 181H66V179H65ZM67 181H68V179H67ZM83 181V180H82ZM108 181V180H107ZM120 181V180H119ZM217 181V180H216ZM221 181H222V179H221ZM257 181V180H256ZM44 182V179L42 180H40V181H38V183H43ZM47 182H48V180H47ZM101 182H102V179H101ZM202 182V181H201ZM246 183H247V181H245ZM59 185H57L56 183V187L58 188V186H61V184H60V182H57ZM78 182L76 181V183H74V185H76ZM80 183V182H79ZM105 183H107V182H105ZM138 183V182H137ZM206 183H209V182H206ZM205 183V184H206ZM218 183H219V181H218ZM223 183V182H222ZM229 183V182H228ZM252 183H253V181H252ZM32 184V183H31ZM46 184V183H45ZM98 184V183H97ZM118 184H119V182H118ZM117 184V185H118ZM139 184H140V182H139ZM146 184V183H145ZM144 184V185H145ZM202 185L204 184L203 182L201 183ZM221 184V182L219 183V187L221 186L220 185ZM224 184H226V182L224 183ZM243 184V183H242ZM17 186V187H13V186ZM29 185H30V183H29ZM44 185V184H43ZM102 185V184H101ZM101 185H98V186H101ZM112 185V184H111ZM217 185V184H216ZM231 185V184H230ZM229 185V186H230ZM246 185H248V184H246ZM250 185H251V183H250ZM39 186H40V188H39V191L41 190V186L42 185H40L39 184ZM51 186V185H50ZM106 186H108V184L106 185ZM110 186V185H109ZM112 186H114V185H112ZM149 186V185H148ZM178 186V185H177ZM179 186H180V184H179ZM178 186V187H179ZM213 186V185H212ZM223 186V185H222ZM221 186V187H222ZM26 187V186H25ZM33 187H35V186H33ZM52 187V186H51ZM55 187V188H56ZM78 187V186H77ZM84 187V186H83ZM82 187V188H83ZM93 187V186H92ZM91 187V188H92ZM134 187V186H133ZM139 187V186H138ZM141 187H143V186H141ZM182 187V186H181ZM187 187V186H186ZM200 187H201V189H205V188H207L208 189V187H203V186H201L200 185ZM211 187V186H210ZM218 187V186H217ZM227 187V186H226ZM225 187V188H226ZM247 187V186H246ZM250 187V186H249ZM1 188V187H0ZM28 188V187H27ZM32 188V187H31ZM88 188H90V187H88ZM103 188H104V186H103ZM108 188V187H107ZM175 188V187H174ZM182 188H184V187H182ZM181 188V189H182ZM192 188V187H191ZM196 189H197V187H195ZM214 188H215V186H214ZM229 188V187H228ZM228 188H226L227 190H228ZM248 188V187H247ZM254 188V187H253ZM43 189V188H42ZM60 189H62V188H60ZM74 189V188H73ZM110 189V188H109ZM134 189H135V187H134ZM137 189V188H136ZM176 189H177V187H176ZM174 190L175 192H173L174 194L173 195H168L167 196V201H170L169 203H170V205H171V208H168L169 210H168V212L170 213L169 215H171V217H172V219H171V227L169 228L170 229V231H171V233L173 234H171L175 239L173 240V241H179V242H181L182 240H184V241H187V242H189L190 243V240H195V243L197 244V242L198 241H201V242H199L200 244H202V243H209V245H211L210 246V250L212 251V252H210L211 254H210V257L212 256V257H214V256H216L217 254H219V252H221L220 251V247L221 246H223V245H221V244H223L224 242H227V239L225 240V239H223V238H221V236L219 237L218 236V234L222 231V230H224V229H227L228 228V226H230V229H231V226H233V222H230V223H228V224H230V225H226V227L224 228L223 226H221L220 227V225L222 224V221H220V223H219V221L218 220H215L216 221V223H215V221H214V219H212L211 220V216H212V214L214 215V213H216L215 211L217 210H219L218 211V213L220 214H218L219 216H217L216 215V217H215V219H217V217H219V220H220V216L222 215L221 213L223 212L222 211V206L224 207V205H223V203H222V206L217 202L218 200L217 199H220V197L222 196V197H224V196H227V194H226V189H223L222 190V188L220 189V188H218V189H211V190H209L208 189V191H204L203 190V192L202 193H200L201 191H200V188L198 189V191H196L195 192V194L197 193V194H200V196H198V197H201V199L199 198V200L202 202V198H203V203L204 204H206V207L208 206L210 209H213L214 210V207H216L217 209L213 212L212 211V214H210L211 216L209 217L208 215H206L205 217L207 218V216L209 217L208 219H203L204 218V216H198V217H201V218H194L195 219V224L194 223H191V225H184L183 224V219L182 218H184V216H183V214H185L184 213V207L186 206V204L187 203H189L190 201H192L194 198V201H196V200H198V198L195 196V194H194V196H193V194L190 196L189 194H191V190L193 189H190L189 187L188 188H185V189H182L183 190V192L181 193L180 192V190L178 191V190ZM179 189V188H178ZM246 189V188H245ZM28 190V189H27ZM45 190H46V187H45ZM50 191H51V189H49ZM54 190V189H53ZM95 190H97V188L95 189ZM104 190H105V188H104ZM108 190V189H107ZM190 190V191H189ZM253 191L254 189H251V187H250V189H247V190H245L246 191V193H247V191ZM30 191V190H29ZM28 191V192H29ZM34 191H36V192H39L38 191V187L36 186L35 188H34ZM49 191V192H50ZM56 191H57V189H56ZM135 191V190H134ZM133 191V192H134ZM264 191V190H263ZM27 192V193H28ZM35 192V193H36ZM42 192H43V190H42ZM42 192H39L38 194H37V196H34L35 198L34 199H38V198H41L42 197V195H43V193ZM53 192V191H52ZM58 192V191H57ZM93 192H94V190H93ZM107 192V191H106ZM122 192V191H121ZM132 192V193H133ZM187 192V193H186ZM224 192H225V194L226 195H223L224 194ZM243 192V190H241V192H239L240 193V195H241V193ZM34 193V192H33ZM56 193V192H55ZM100 193V192H99ZM108 193V192H107ZM123 193V192H122ZM189 193V194H188ZM248 193H251V192H248ZM64 194H66V192H64ZM64 194H62V195H64ZM89 194V193H88ZM98 194V193H97ZM126 194V193H125ZM184 194H187V195H189V196H184ZM252 195V194H251ZM84 196V195H83ZM95 196H96V194H95ZM101 196V198H102V195H100ZM239 196V195H238ZM242 196H243V194H242ZM250 196V194H248V197ZM257 196H258V194H257ZM105 197V196H104ZM103 197V198H104ZM240 197V196H239ZM256 197V196H255ZM264 197V196H263ZM263 197H261L262 199H263ZM31 198H33L32 196H31ZM136 198V197H135ZM187 198H189V199H187ZM197 198V199H196ZM228 198V197H227ZM257 198V197H256ZM25 199V198H24ZM64 199V198H63ZM87 199H89V198H87ZM191 199V200H190ZM232 199V198H231ZM244 199V198H243ZM247 199V198H246ZM83 200H84V198H83ZM98 200H99V198H98ZM101 200V199H100ZM104 200V199H103ZM102 200V201H103ZM217 200V201H216ZM225 200V199H224ZM223 200V201H224ZM238 200V199H237ZM248 200V199H247ZM250 200V199H249ZM258 200V199H257ZM260 200V199H259ZM264 200V199H263ZM262 200V201H263ZM33 201V200H32ZM36 201V200H35ZM68 201V200H67ZM199 201V202H200ZM215 201H216V203H215ZM222 201V202H223ZM231 201V200H230ZM261 201V203L259 204V205H262L263 206V202ZM38 202V201H37ZM74 202V201H73ZM100 202V201H99ZM126 202V201H125ZM132 202H133V200H132ZM198 201H197V203H199ZM200 202V203H201ZM237 201H235V202H233V203H236ZM258 202V201H257ZM12 203L15 205V207L17 208L14 212H17V210H18V212H17V217H18V219L15 221V222H8L7 221V216H8V214L9 213H11V211L13 210H10L11 208L10 207H12ZM64 203V202H63ZM62 203V204H63ZM105 203V202H104ZM128 203V202H127ZM131 203V202H130ZM251 203V202H250ZM263 203V204H262ZM38 204V203H37ZM80 204V203H79ZM106 204V203H105ZM111 204V203H110ZM215 204H219V206H215ZM226 205H231V204H227V203H225ZM253 204V203H252ZM255 204H257L256 202H255ZM91 205V204H90ZM89 205V206H90ZM101 205V204H100ZM128 205V204H127ZM133 205V204H132ZM169 205V204H168ZM244 205V204H243ZM62 206V205H61ZM64 206V205H63ZM62 206V207H63ZM75 207H74V209L76 208V209H78V208H80V205H79V207L78 206H76V205H74ZM106 206V205H105ZM137 206V205H136ZM187 206H189V205H187ZM241 206L242 205H237V207H239L241 210L243 209V208H241ZM245 206V205H244ZM254 206H256V205H254ZM96 207V206H95ZM100 207V206H99ZM107 207V206H106ZM135 207V206H134ZM218 207H220L221 209H218ZM231 207H233L232 205H231ZM237 207H236V209H234V207H233V209H234V211H233V209H232V211H233V213H235V210H238L237 209ZM264 207V206H263ZM39 208V207H38ZM42 208V207H41ZM84 208H85V206H84ZM89 208V207H88ZM93 208V207H92ZM121 208V207H120ZM230 208V207H229ZM246 208V207H245ZM249 208V207H248ZM257 208V207H256ZM42 209H44V208H42ZM46 209V208H45ZM107 209V208H106ZM122 209V208H121ZM137 209V208H136ZM188 209V208H187ZM190 209H192V208H190ZM228 208H226V210H227ZM231 209V208H230ZM254 209H255V207H254ZM47 210V209H46ZM45 210V211H46ZM54 210H56V209H54ZM53 210V211H54ZM84 210V209H83ZM91 210V209H90ZM114 210V209H113ZM204 210V209H203ZM207 210V209H206ZM223 210H224V208H223ZM246 210V209H245ZM248 210V209H247ZM251 210V209H250ZM262 210V209H261ZM261 210L259 209V211L258 212H260L261 213ZM264 210V209H263ZM61 211H63V210H61ZM60 211V212H61ZM109 211H111V210H109ZM123 211V210H122ZM192 211V212H191ZM190 212L193 214V210H191ZM194 211H195V209H194ZM205 211V210H204ZM204 211H202L201 210V212L202 213H204ZM222 211V212H221ZM229 211V210H228ZM239 211V213H241V211L240 210H238ZM43 212V211H42ZM75 212H76V210H75ZM90 212V211H89ZM200 212V213H201ZM244 213H245V211H243ZM242 212V213H243ZM249 212V210L247 211V213ZM257 212V211H256ZM256 212H254V213H256ZM264 211H262V213H263ZM36 213V212H35ZM53 213V212H52ZM56 213V212H55ZM54 213V214H55ZM85 213V212H84ZM96 213V212H95ZM199 213V211L197 210V214ZM199 213V214H200ZM228 213H230V211L228 212ZM238 213V214H239ZM251 213V211L249 212V214ZM253 213V212H252ZM251 213V214H252ZM260 213H258L259 215H261ZM32 214V215H31ZM66 214V213H65ZM72 214H73V212H72ZM97 214V213H96ZM114 214H115V211H114ZM207 214H209V212L207 211ZM217 214V213H216ZM224 214H226L227 215V213H224ZM236 214H237V212H236ZM236 214H234L233 216H235ZM257 214V215H258ZM48 215V214H47ZM53 215V214H52ZM63 215V214H62ZM75 215V214H74ZM73 215V216H74ZM98 215V214H97ZM121 215V214H120ZM204 215V214H203ZM256 215V214H255ZM258 215V216H259ZM60 216V215H59ZM59 216H58V218H56V219H59ZM94 216H95V214H94ZM183 216V217H182ZM192 217L194 216V215H191ZM242 216H244V215H242ZM245 216H247V215H245ZM258 216H253L255 219H256V217H258ZM36 217V216H35ZM51 217H53V216H50V218ZM54 217H55V215H54ZM64 217V216H63ZM80 217V216H79ZM87 217V216H86ZM91 217V216H90ZM97 217V216H96ZM121 217H122V215H121ZM253 217H250V219H252ZM15 218V217H14ZM62 218V217H61ZM60 218V219H61ZM95 218V217H94ZM187 218V217H186ZM214 218V217H213ZM225 218V217H224ZM229 218V217H228ZM228 218H225L224 220L226 221V223H227V221H228ZM236 218V217H235ZM234 218V219H235ZM243 218V217H242ZM241 218V219H242ZM259 219H260V221H261V224H262V226H261V224H258L260 227L259 228H261V232H258V234L259 233H261V235H263L264 234V230L262 231V228L264 227V220H261V218L263 219L264 218V214H262V217L260 218V217H258ZM73 219V218H72ZM80 219V218H79ZM227 219V220H226ZM246 219H247V217H246ZM255 219H252V220H254L255 221ZM46 220V219H45ZM64 220V219H63ZM76 220V219H75ZM92 220H93V218H92ZM116 219H114V221H115ZM121 220H123V219H121ZM232 220V219H231ZM248 220V219H247ZM40 221V220H39ZM84 221V220H83ZM108 221H110V220H108ZM113 221V222H114ZM235 221V220H234ZM249 221V220H248ZM257 221V222H256ZM255 221V223H260V221H258V220H256ZM35 222V221H34ZM37 222V221H36ZM41 222V221H40ZM63 222V221H62ZM73 222V221H72ZM121 222V221H120ZM229 222V221H228ZM250 222V221H249ZM263 222V223H262ZM53 223V222H52ZM61 223V222H60ZM68 223V222H67ZM69 223H71V222H69ZM78 223V222H77ZM88 223V222H87ZM98 223H100V222H98ZM107 223V222H106ZM115 223V222H114ZM188 223H189V221H188ZM225 222H223V224H224ZM233 223V224H232ZM244 223V222H243ZM34 224V223H33ZM39 224H41V223H39ZM55 224V223H54ZM62 224V223H61ZM92 224V223H91ZM116 224V223H115ZM48 225V224H47ZM46 225V226H47ZM56 225V224H55ZM59 225V224H58ZM88 225V224H87ZM102 225V224H101ZM106 225V224H105ZM110 225V224H109ZM123 225H124V222H123ZM167 225V224H166ZM165 225V226H166ZM249 226H250V224H248ZM97 226V225H96ZM104 226V225H103ZM115 226V225H114ZM245 226V225H244ZM255 227L257 226L256 224L254 225ZM73 227V226H72ZM81 227H83V226H81ZM111 227V226H110ZM30 228V227H29ZM43 228V227H42ZM45 228V227H44ZM63 228V227H62ZM114 228V227H113ZM166 228H168V227H166ZM222 228H224V229H222ZM248 228V227H247ZM40 229V228H39ZM75 229V228H74ZM108 229H110L109 227H108ZM124 229V228H123ZM249 229H250V227H249ZM253 229H254V231L256 230L254 227H253ZM257 229H258V227H257ZM264 229V228H263ZM58 230V229H57ZM64 230V229H63ZM67 230V229H66ZM71 230H72V228H71ZM106 230V229H105ZM111 230V229H110ZM167 230V229H166ZM228 230V229H227ZM234 230V229H233ZM232 230V231H233ZM42 231H44V230H42ZM65 231V230H64ZM63 231V232H64ZM70 231V230H69ZM165 231V230H164ZM225 231V230H224ZM224 231H222L223 233H224ZM232 231L230 232V233H232ZM242 231V230H241ZM244 231H245V229H244ZM251 231H253L252 229H251ZM260 231V230H259ZM26 232V231H25ZM40 232V231H39ZM58 232V231H57ZM71 232V231H70ZM95 232V231H94ZM106 232V231H105ZM113 232V231H112ZM221 232V233H222ZM228 231H226V233H224V234H226L225 235V237L227 238L228 236V234L229 233H227ZM250 232V231H249ZM27 233V232H26ZM35 233V232H34ZM56 233V232H55ZM54 233V234H55ZM87 233V232H86ZM103 233V232H102ZM168 233V232H167ZM263 233V234H262ZM57 234V233H56ZM66 234H67V232H66ZM92 234V233H91ZM223 234V235H224ZM256 233H254V235H255ZM31 235V234H30ZM43 235V234H42ZM47 235V234H46ZM80 236V235H79ZM100 236H101V234H100ZM100 236L98 235V237L100 238ZM106 236H107V233H106ZM123 236V235H122ZM172 236H169V237H172ZM38 237V236H37ZM90 237H92V236H90ZM167 237V236H166ZM217 237V238H216ZM263 237H264V235H263ZM29 238V237H28ZM31 238V237H30ZM126 238V237H125ZM255 238V237H254ZM27 239V238H26ZM47 239V238H46ZM104 239V238H103ZM102 239V240H103ZM119 239V238H118ZM123 239V238H122ZM156 239V238H155ZM171 239H173V238H171ZM36 240V239H35ZM80 240V239H79ZM121 240V239H120ZM221 240V241H220ZM224 242H223V241ZM229 240V239H228ZM48 241V240H47ZM87 241V240H86ZM101 241V240H100ZM220 241V242H219ZM230 241V240H229ZM228 241V242H229ZM23 242V241H22ZM24 242H25V239H24ZM23 242V243H24ZM48 242H52V239H51V241H48ZM65 242V241H64ZM66 242H68V241H66ZM81 242H82V240H81ZM97 242H98V240H97ZM179 242L178 243H176V245L178 246V244H179ZM251 242H252V240H251ZM254 242V241H253ZM262 242V241H261ZM20 243V242H19ZM27 243V242H26ZM32 243V242H31ZM114 243V242H113ZM112 243V244H113ZM163 243V242H162ZM186 244V245H184V244ZM180 246H178V247H181L182 246V248L185 246H189V244L187 245V243H185V242H183ZM192 244L194 243L193 241L191 242ZM190 243V246L189 247H192V244ZM218 243V244H217ZM250 243V242H249ZM25 244V243H24ZM86 244V243H85ZM195 244V245H196ZM227 244V243H226ZM225 244V245H226ZM18 245V244H17ZM20 245H22V244H20ZM40 245H41V243H40ZM67 245V244H66ZM72 245V244H71ZM94 245V244H93ZM184 245V246H183ZM194 245V244H193ZM194 245V246H195ZM224 245V246H225ZM258 245V244H257ZM13 246V245H12ZM36 246V245H35ZM60 246V245H59ZM65 246V245H64ZM80 246V245H79ZM228 246V245H227ZM16 247V246H15ZM31 247V246H30ZM38 247H39V245H38ZM67 247V246H66ZM72 247V246H71ZM167 247V246H166ZM171 247V246H170ZM196 247V246H195ZM208 247V246H207ZM229 247V246H228ZM33 248V247H32ZM64 248V247H63ZM81 248H83L82 246H81ZM89 248V247H88ZM93 248V247H92ZM125 248V247H124ZM28 249V248H27ZM66 249V248H65ZM80 249V248H79ZM85 249V248H84ZM93 249H95V248H93ZM105 249V248H104ZM104 249H102V250H104ZM166 249V248H165ZM171 249V248H170ZM193 249H194V247H193ZM228 249H231V248H228ZM246 249V248H245ZM251 249V248H250ZM24 250V249H23ZM78 250V249H77ZM107 250V249H106ZM125 250H128V249H125ZM167 250V249H166ZM180 250V249H179ZM232 250V249H231ZM230 250V251H231ZM235 250V249H234ZM234 250L233 251H231V252H228V255L230 254V253H234L235 255L237 254V251H235L234 252ZM237 250V249H236ZM242 250V249H241ZM17 251V250H16ZM29 251V250H28ZM161 251V250H160ZM163 251V250H162ZM198 251H200V250H198ZM245 251V250H244ZM258 251V250H257ZM7 252V251H6ZM21 252V251H20ZM19 252V253H20ZM25 252V251H24ZM55 252V251H54ZM61 252V251H60ZM71 252V251H70ZM123 252V251H122ZM125 252V251H124ZM127 252V251H126ZM196 253H197V251H195ZM194 252V256H195V253ZM215 253V255L213 256V254ZM241 251H238V255H239V253H240ZM17 253V252H16ZM34 253H36L35 251H34ZM111 253H113V251L111 252ZM129 253H131V252H129ZM166 253V252H165ZM213 253V254H212ZM222 253H224L223 251H222ZM226 253V252H225ZM232 253V254H233ZM261 253V252H260ZM263 253V252H262ZM40 254V253H39ZM71 254V253H70ZM80 254V253H79ZM87 254V253H86ZM85 254V255H86ZM96 254H97V252H96ZM101 254V253H100ZM106 254V253H105ZM122 254V253H121ZM125 254V253H124ZM182 254V253H181ZM230 255V257H228V259H230L231 257V259H234L235 257H234V255ZM247 254V253H246ZM33 255V257H34V254H32ZM31 255V256H32ZM51 255V254H50ZM53 255V254H52ZM60 255V254H59ZM109 255V254H108ZM166 255H167V253H166ZM197 255H199V252H198V254ZM220 256H221V253L219 254ZM219 255H217V256H219ZM227 255V254H226ZM237 255V256H238ZM13 256V255H12ZM24 256V255H23ZM42 256V255H41ZM72 256V255H71ZM79 256V255H78ZM78 256H76V257H78ZM183 256V255H182ZM186 256V255H185ZM245 256H247V255H245ZM14 257V256H13ZM60 257V256H59ZM86 257H88V256H86ZM86 257L84 258V260L83 261H85V259H86ZM111 257V256H110ZM204 257V256H203ZM210 257H206V259L207 258H210ZM211 257V258H212ZM244 257V256H243ZM7 258V257H6ZM40 257H38V259H39ZM56 257H54L53 259H55ZM93 258V257H92ZM100 258V257H99ZM114 258V257H113ZM128 258V257H127ZM126 258V259H127ZM183 258V257H182ZM9 259V258H8ZM31 259V258H30ZM37 259V260H38ZM51 259V258H50ZM112 259V258H111ZM115 259V258H114ZM125 259V260H126ZM130 259V258H129ZM181 259V258H180ZM184 259V258H183ZM185 259H187L186 257H185ZM199 259V258H198ZM205 259V258H204ZM205 259V260H206ZM216 259H218V257L217 258H215L214 259V261L216 260ZM219 259H221V257L219 258ZM223 259V258H222ZM1 260V259H0ZM14 260V259H13ZM16 260V259H15ZM56 260H58V259H56ZM79 260V259H78ZM90 260V259H89ZM113 260V259H112ZM210 260V259H209ZM212 260V259H211ZM2 261H3V259H2ZM46 261V260H45ZM51 261H53L54 262V260H50V262ZM63 261V260H62ZM71 261V260H70ZM94 261V260H93ZM92 261V262H93ZM100 261V260H99ZM123 261V260H122ZM178 261H180V260H178ZM198 260H196V264H199V262H197ZM213 261V262H214ZM226 261V260H225ZM7 262V261H6ZM15 262V261H14ZM36 262H38V261H35V263ZM43 262V261H42ZM49 262V261H48ZM49 262V263H50ZM52 262V263H53ZM61 262V261H60ZM66 262H68V261H66ZM71 262H73V261H71ZM70 262V263H71ZM90 262V261H89ZM97 262V261H96ZM117 262H118V260H117ZM184 262H186V261H184ZM216 263L218 262V263H220L218 260H216L215 261ZM230 262V261H229ZM228 262V263H229ZM232 262V261H231ZM2 263V262H1ZM63 263H65V262H63ZM69 263V262H68ZM103 263V262H102ZM110 263V262H109ZM108 263V264H109ZM113 263V262H112ZM124 263H125V261H124ZM126 263H128V262H126ZM172 262L170 261V264H171ZM177 263H179V262H177ZM215 263V264H216ZM217 263V264H218ZM222 263V262H221ZM220 263V264H221ZM264 263V262H263ZM5 264V263H4ZM14 264V263H13ZM48 264V263H47ZM67 264V263H66ZM94 264V263H93ZM118 264V263H117ZM121 264V263H120ZM179 264H184V263H179ZM186 264H188V263H186ZM202 264V263H201ZM214 264V263H213ZM223 264H227V263H223ZM232 264V263H231Z\"/></svg>",
    "mask_w": 264,
    "mask_h": 264
}]
</instances>
